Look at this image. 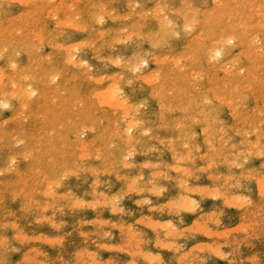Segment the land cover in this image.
<instances>
[{"label": "rangeland", "instance_id": "374dc122", "mask_svg": "<svg viewBox=\"0 0 264 264\" xmlns=\"http://www.w3.org/2000/svg\"><path fill=\"white\" fill-rule=\"evenodd\" d=\"M23 1L24 0H21V1L20 0H18V1H16V0H10V1L9 0H7V1L6 0H0V18L3 19V21L0 19V21H2L1 24H3V26H0V30H1L0 33L1 32L4 33L3 34L4 37L2 34H1L2 36L0 35V42L2 41L0 43V71L5 70L2 72L6 74L7 78H9V77H12V73H14L18 68H22L23 72L25 70L26 71L25 74H28V80H30V81L33 80L32 82H34V84L38 88V91L40 89V91H39L40 93H38V94L41 95L42 97H40L37 94V95H34L35 98L37 97L36 99L34 98V96L32 97V98H34V100L33 99H29V100L25 99L23 101L16 100V101L12 102V105H10L8 108L0 107V110H1L0 111V123L2 125V126H0V133H1L0 137L3 138V136H4V140H5V142H4V140L0 138V182H2V183H0V200H1L0 201V221H1V223H0V240L2 237L5 238V235H6V238L12 239L11 247L13 248V251H12L13 253L11 252L9 254V256L7 258V263L9 261V264H45V262H46V264L47 263L48 264H81V263L82 264H99V263L102 264V262L104 261L107 263H103V264H128V263L129 264H136L135 262H137V264H163V263L164 264H188L189 262H190L189 264H193V263L194 264H218V262H219V264H230V263L231 264H250V263L251 264H255V263L256 264H264V237H263L264 236V194H262V193H261L262 195L259 194L260 190L257 186L259 177L260 178H261V176L264 177V170H263L264 169V161H263L264 157H260L261 155L259 154V151H261V149L264 148V135H263L264 134V131H263L264 130V119H263L264 118V103H263L264 102V88H263L264 87V78H263L264 77V57H263L264 53H262L264 50H262L261 51L262 54H260L258 56V55H255L254 50L251 49L250 46H247L245 44L246 43V36L247 35L255 36L256 32L257 33L259 32L258 34H260V37L262 38V41L264 42V38H263L264 36H262V35H264V0H221V2H224L223 7H221V8L217 7L214 0H201V1L200 0H197V1L196 0H189L190 2L188 0H160V1L159 0H147V1L146 0H128V1L127 0H110V2H109V0H98V2H96V0H77V3H74L72 5L70 4V0H63V1L62 0H60V1L59 0H51L52 2L50 0H46L47 1L46 2L44 0V2L43 1L40 2L41 4H43L41 7H40L41 4H38L39 0H36L37 1L36 3L35 2L34 3H26L24 1L27 5L24 4ZM16 2H17V4H16ZM48 2H50V4ZM59 2H62V4L59 5L58 4ZM188 2H189V4H191L193 6H190L188 4ZM213 2H214V6H213ZM141 3H143V4H141ZM205 3H207V4L205 5ZM31 4L32 5L34 4V5L32 6ZM36 4L39 5L40 8H36V7H38ZM45 4H46V6L48 5L47 8H46ZM96 4H99V5L95 6ZM162 4H163V7L165 5L164 10H163ZM28 5H30L29 8H28ZM34 6H35V8H33ZM61 6H62V9H61ZM141 6H143V7H141ZM157 6H160V7H157ZM197 6H199V7H197ZM15 7H17V8H15ZM42 7H43V9L45 8L43 10L44 12L42 11ZM55 7L58 10V13H56V11H54ZM88 7H89V9H88ZM136 7H137L139 12H137V11L133 12V8L136 9ZM161 7H162V10H161ZM168 7H169V9H168ZM193 7H195V8H193ZM30 8L32 10H30ZM150 8H151V10L149 11ZM176 8H177V10H176ZM190 8L192 9L191 11H190ZM196 8H197V11L194 10ZM213 8H214V10H213ZM72 9H73V11H72ZM74 10H75V12H74ZM77 10L79 12H77ZM95 10H96V12H95ZM127 10H129L130 12H128ZM146 10L148 12H146ZM159 10L161 13L159 12ZM187 10L190 11V12H188L189 14H187ZM208 10L210 12H208ZM29 11L30 12L34 11V12L28 13ZM144 11H145V13H144ZM162 11H164V12L162 13ZM165 11H166V13H165ZM177 11H179V12H177ZM182 11H184V12H182ZM213 11H215L214 15L210 16L209 14H213ZM36 12H38V15H36L37 14ZM64 12H65V14H62ZM89 12L92 14V16H90ZM124 12H125V14H124ZM141 12H142V15H140ZM22 13L23 14L26 13V14L23 15ZM131 13H134V14H131ZM146 13L147 14L149 13L148 17H146L147 16ZM183 13H184V15L186 14L185 19H183ZM28 14L33 15V16L30 17ZM68 14L69 15L71 14V15L69 16ZM138 15L141 16L142 18H139ZM153 15H154V17H153ZM175 15H176V22H173V20L175 19ZM20 16L21 17L23 16V17L21 18ZM63 16H64V18H63ZM93 16H95V17H93ZM137 16H138V18H137ZM157 16H159V17H157ZM166 16H167V18L172 19V21L170 19H167V21L169 20V22H167V21H165V22L168 25L163 24L166 27H162V25L160 23H158V21L161 20L164 22V20H166ZM13 17H14V20H12ZM37 17H39L40 19L38 18L39 20L38 19L35 20ZM85 17H87L88 19ZM113 17L116 19H114ZM163 17H164V19H163ZM188 17H192V20H194V23H192L191 22L192 20L190 18L188 19ZM227 17L229 19H227ZM10 18H11V20H8ZM156 18L158 19V21L156 20ZM92 19H94V20H92ZM101 19H102V22H101ZM73 20H75V21H73ZM104 20H106V21H104ZM135 20H137V21H135ZM189 20L192 24L189 22ZM11 21L13 22L14 25L12 24ZM44 21H46V22H44ZM66 21L70 22V23L67 24ZM71 21H73V22H71ZM185 21H187V22H185ZM170 22L176 23V25L172 24ZM195 22H197V24ZM18 23H20V24H18ZM22 23H23V28L21 27ZM121 23H124V24H121ZM25 24H29V25L26 26ZM178 24H179V27H177ZM19 25H20V28H18ZM33 25L34 26L37 25L36 29H33V28H35V27H33ZM157 25H158V27H157ZM181 25H182V27H181ZM189 25L191 26L192 32H193L192 29H195L193 33L190 32ZM192 26H193V28H192ZM5 27L7 28L6 31H5V29H6ZM24 27H27V29H24ZM43 27H45L47 31H44L45 28H43ZM131 27H133V28H131ZM138 27L139 28L141 27V28L139 29ZM183 27H185L184 29L186 31H183L184 30ZM187 27H189V28L187 29ZM234 27H236L237 31L234 30ZM55 28H57V29L55 30ZM60 28H62V29H60ZM159 28H161V29L158 30ZM204 28H207V29H204ZM22 29H23V32L21 33ZM116 29H117V31H116ZM162 29H163V31H162ZM120 30H121V32H120ZM136 30H138V31H136ZM187 30H189V31H187ZM88 31H90V32H88ZM105 31H107V32L105 34H102ZM160 31H162V33H160ZM172 31H175V32L173 33ZM11 32L15 33V34L13 35ZM16 32H17V34H16ZM26 32L28 35L26 34ZM28 32L31 34H29ZM40 32H43V33H40ZM157 32H159V34H157ZM171 32L173 33V35ZM244 32H246V35ZM39 33H40V35H39ZM151 33H152V35H151ZM168 33L169 34L171 33V36L168 35ZM204 33H205V35H204ZM231 33L238 34L240 39H238V42H236L234 44L232 43L231 44L232 46L236 45V44L237 45L235 47L233 46L232 49H229L227 51L225 57H222L223 59L221 58L222 59L221 63L222 64L226 63V64H224L225 66L222 65V67H221L220 66L221 63H219L217 60L209 61L207 58V52L206 51L208 49V45H209L211 38L212 37L219 38L221 36L226 37L228 35H231ZM23 34H24V36H23ZM36 34H37V36H36ZM97 34H98V36H96ZM132 34H135V36H133ZM160 34L164 35V37L162 36L163 40L160 37ZM187 34H189V36ZM25 35H26V39H25ZM86 35H88V36H86ZM101 35H103L104 37H102ZM131 35H132V37H131ZM147 35H148V37H150L149 39H148ZM9 36L13 37V38H10ZM27 36L30 37V39H28ZM108 36H110V37L108 38ZM154 36H156V37H154ZM182 36H184V37H182ZM196 36H198L197 39H196ZM18 37H21V39H23L22 41H24V42H22L21 39ZM83 37H85L86 39ZM151 37H154V38H151ZM202 37H204V38H202ZM8 38L10 39V42L11 41H13V42L9 43ZM33 39H34V42H33ZM191 39L194 40L195 42L194 41L189 42V40H191ZM31 40H32L33 44H31ZM164 40H166V42H164ZM26 41H27V43H26ZM88 41H89V43H88ZM99 41H100V43H99ZM108 41H109V43H108ZM204 41H207V42H204ZM240 41H242V42H240ZM15 42H17L18 45ZM28 42L30 43V45ZM154 42L157 45L154 44ZM194 43H197V44H194ZM93 44H94V46H92ZM151 44H153V45H151ZM186 44L190 45V46H187ZM28 45H29V48H28ZM204 46L207 48H205ZM10 47H12V49ZM97 47H98V49H97ZM141 47H143L144 49ZM191 47L194 48L195 51ZM34 48H35V53H37V54L34 53ZM50 48H51V51H50ZM28 49H29V51H28ZM151 49H153V51ZM11 50H12V52H11ZM135 50H137V51H135ZM150 51H152V52H150ZM201 51H202V53H199ZM245 51L247 53L246 55H245ZM252 51L254 53V58H253ZM133 52H134V54H133ZM249 52H251V55H249L250 54ZM182 53L183 54L185 53V54L183 55ZM197 53H199L198 56H197ZM205 53H206V55H205ZM191 54H195L193 56L194 60H193L192 56H189ZM240 54H242V55H240ZM27 55H29L30 57ZM239 55L242 57L238 58V57H240ZM135 56H140L141 59L147 58L149 60V63H144V64L140 65V67L137 68L136 70L130 69L131 67H128L126 65L127 64L126 62L133 60V58ZM188 56H189V58H188ZM151 58H152V60H150ZM191 58H192V60H190ZM260 58H263V60ZM72 59H73V62H72ZM165 59H167V60H165ZM169 59L171 60V62ZM186 59L187 60L189 59L190 61L189 60L187 61ZM238 59H239V61H238ZM240 59L243 60V62L240 61ZM180 60H181V62L182 61L183 62L182 63L180 62V64H179L178 61H180ZM228 60H230V61L228 62ZM233 60L234 61L236 60L238 62V64L236 61L234 62ZM33 61H35V62H33ZM42 61H44V62H42ZM117 61H119V63H117ZM192 61H194L193 64L191 63ZM83 62H84V64H83ZM161 62H162V65H161ZM204 62H206V63H204ZM21 63H23V64H21ZM68 63H70V64H68ZM77 63H79V64H77ZM175 63H178V64H175ZM185 63H187L188 66ZM81 64H82V66H81ZM157 64L159 66H157ZM13 65H15L17 67H13ZM61 65H62V67H61ZM83 65L84 66L86 65V66L84 67ZM154 65H156V66H154ZM215 65H216V68H214ZM208 66H210V68H208ZM243 66L245 69L247 67L249 69L247 68L246 70H244V69H242ZM46 67L48 68L49 71L47 70ZM80 67H81V69H80ZM188 67H190V69ZM211 67H213V68H211ZM233 67H235V68L233 69ZM238 67H240V68H238ZM1 68H3V69L1 70ZM35 68H37V69H35ZM45 68H46V71H45ZM123 68H125V69H123ZM171 68H174V69H171ZM181 68H182V71L180 70ZM206 68H208L209 71L206 70ZM225 68H226V70H223ZM88 69H90V71ZM120 69H122V70H120ZM175 69H177V70H175ZM195 69H197V70H195ZM230 69H232V71ZM63 70H65V71H63ZM114 70H116V71L118 70V71L116 72ZM173 70H174V72H173ZM235 70H237V71H235ZM261 70H262V72H261ZM58 71H60V72H58ZM62 71H63V73H62ZM73 71H75V72H73ZM158 71H159L160 75H159ZM238 71H240V73H238ZM241 71L244 72L243 73L244 77H243V75H241L242 74ZM258 71L260 73H258ZM46 72H50V73H46ZM168 72H170V73L167 76L166 74H168ZM204 72H205V74H204ZM54 73H59L60 76L55 81L54 80L52 81V80H50V76H52ZM199 73H201V74H199ZM226 73L227 74L229 73V75H227ZM252 73H254V74H252ZM73 74H74V76H73ZM122 74H123V76H122ZM131 75H133V76H131ZM194 75L196 77V80H195ZM44 76H45V78H44ZM160 76L163 78L160 79L161 78ZM29 77L32 79H30ZM109 77H110V79H109ZM157 77H160V78H157ZM184 77H187L188 79L187 78L184 79ZM193 77H194V79H192ZM200 77H201V79H200ZM210 77H212V79H211L212 81L210 80ZM43 78L46 81L43 80ZM170 79H172V80H170ZM128 81H130V82H128ZM227 81H228V85H227ZM38 82H39V84H37ZM51 82H52V84L50 85ZM153 82L156 84L155 86L157 87V89H155L156 87L153 85L154 84ZM238 82H240L239 85H238ZM64 83H65V85H64ZM73 83H74V85H73ZM209 83H211V84H209ZM220 83L223 86H221ZM254 83H255V85H254ZM160 84H161V86L162 85L163 86L162 87L159 86ZM186 84H188L187 87H186ZM216 84H217V86H216ZM47 85H48V87H46ZM151 85H153V86H151ZM164 85H166V86H164ZM197 85H199V86H197ZM224 85L226 87H224ZM241 85L243 87L245 85L246 88L245 87L243 88ZM14 86H15V89H17L19 86H22V85H21V82H19V83H17V85H14ZM92 86H93V88H92ZM111 86L114 90H116L115 91L116 97L115 96L113 97V95H111V93H110V95L107 94V95H105V97L104 96L99 97V99L97 100L96 93L98 91H105L106 88L111 87ZM170 86H171V88H170ZM200 86H201V88L202 87L203 88L200 89ZM211 86H213L212 87L213 89L211 88ZM238 86H240V87H238ZM196 87H198V89ZM56 88H58V89H56ZM160 88L161 89L163 88L165 90L167 88L168 89H167V91H165L163 89L161 90ZM182 88H184V90H182ZM214 88L216 89V91ZM54 89H56V90H54ZM120 89H121V92L119 91ZM159 89H160V91H159ZM199 89H200V94L202 93L203 95L199 94ZM59 90H60V92H59ZM221 90L223 93L221 92ZM46 91H47V93H46ZM77 91L78 92L80 91V92L78 93ZM156 91H158V92H156ZM161 91L164 92V95H163V92H161ZM202 91H204V92H202ZM54 92L56 93V94H54L55 96L53 95ZM63 92H65V93L63 94ZM118 92H120V93H118ZM160 92L162 93V97L161 96L158 97V95H161ZM169 92H172V94ZM260 92L262 94H260ZM43 93H46L45 94L46 97H43ZM156 93H160V94H156ZM204 93L205 94L207 93V95H204ZM167 94H169V95H167ZM75 95H77V96H75ZM155 95H157V96H155ZM225 95H228V96H225ZM235 95H236V97H235ZM241 95L244 97V99ZM246 95H247L248 99H247V97L245 98ZM260 95L262 97H260ZM81 96H82V98H80ZM106 96H108V97L106 98ZM206 96H207V99H206ZM218 96H219V98H218ZM239 96L241 97L240 99H242V100L238 99ZM57 97H59V98H57ZM92 97L95 99L93 100ZM118 97L121 100H124L123 101L124 107L119 106L120 109L118 106L114 105L117 102ZM143 97H145V98H143ZM233 97H234L235 102H233V100H232ZM55 98H57V99H55ZM69 98H71V99H69ZM157 98H162V99L160 100ZM210 98L212 100H210ZM220 98H222V101ZM262 99H263V101H262ZM26 100H27V102H26ZM31 100H33V101L30 103ZM43 100L45 101V104H48V105H45ZM55 100H57V101H55ZM163 100L166 101L167 103L164 102ZM247 100H248V102H247ZM249 100H251V101H249ZM176 101H178V102H176ZM198 101H200L201 103ZM227 101H228V103L231 101L233 102V103L232 102L229 103L230 105L233 106V109H230L228 107V103H226ZM239 101L244 102V103L240 104ZM255 101H257V102H255ZM58 102H60L59 103L60 105H58ZM92 102H94V103H92ZM98 102H99V106H100L99 108L97 106L98 104H95ZM163 102H164V104H163ZM202 102L203 103L207 102V104L205 103V105H202L203 106L202 107L201 106V104H203ZM219 102L220 103L223 102L224 104L223 103L220 104ZM51 103L52 104L54 103V106ZM55 103H57V104H55ZM67 103H68V105H67ZM174 103L177 105H175ZM40 104H42V105H40ZM91 104H93L92 105L93 107L91 106ZM100 104L102 105V107ZM127 104H129V105H127ZM180 104H181V106H180ZM197 104H199L198 105L199 109H197V107H196ZM239 104H240V106H239ZM255 104L257 105L258 109H256ZM37 105L40 107H38ZM70 105H72V107ZM169 105H172V106H169ZM26 106H28L29 108L26 109ZM90 106L92 108V111L90 109ZM178 106H180L179 108H184L185 111L181 110V109L178 111V109H179ZM14 107H16V108H14ZM63 107H65V108H63ZM117 107L119 110L116 109ZM170 107H171V110H170ZM241 107H242V109H241ZM246 107H248V108H246ZM17 108H19V109L16 110ZM43 108H45L44 111H43ZM55 108H56V110H55ZM74 108H76V109H74ZM84 108L87 109L88 113H86V110ZM162 108L163 109L165 108V109L163 110ZM176 108H178V109H176ZM208 108L211 110H209ZM236 108H237V111H236ZM254 108H255V111H254ZM24 109H26V110H24ZM190 109H193V110H190ZM28 110L29 111L31 110V112L33 111L34 114H32L31 112H28ZM208 110L212 112V113L210 112L211 116H209ZM13 111H16L17 113H15ZM41 111L43 113L44 112L45 113L43 114V113H41ZM62 111L64 113H62ZM113 111H116V112H114V114H112ZM215 111H216V113H215ZM250 111H251V113H250ZM259 111H260V114H259ZM36 112H38V114ZM233 112L238 113V114H236L237 118L234 117L235 115L233 116ZM161 113H163V114L161 115ZM193 113H195V114H193ZM29 114L30 115L32 114V116H28ZM86 114H87V116H86ZM205 114H207L210 118L209 120H211V121H209V124L204 119V118H206L204 116ZM35 115H36V118L34 119ZM38 115H39V117H38ZM45 115H47L48 118ZM69 115L72 117H70ZM118 115H120V117ZM193 115H194V117H192ZM55 116H57V118ZM162 116H164L166 119ZM167 116H168V118H167ZM198 116H200V117H198ZM11 117H12V119H11ZM14 117H15V119H14ZM43 117L45 119H43ZM78 117H80V118H78ZM215 117H217V119ZM261 117H263V118L261 119ZM29 118H30V120H29ZM94 118L98 119L99 121L98 120L95 121ZM113 118H115V119H113ZM221 118L224 120H226L225 118H227V120L221 121L222 120ZM249 118H251V119H249ZM255 118L257 120H255ZM24 119H26L27 121ZM171 119L172 120L174 119V120L172 121ZM19 120L21 121L22 124L19 123ZM35 120H37V121L35 122ZM43 120H45V121H43ZM53 120H55V121H53ZM123 120H125V121H123ZM160 120H162V122ZM169 120H170V122H169ZM195 120H197V121L195 122ZM212 120H213V122H212ZM40 121H42V122H40ZM83 121H85V122L83 123ZM106 121H109V122H106ZM129 121H133V122L138 121L139 126L137 129L134 130V132H133V130L128 131L129 133L126 132V127H127L126 124L129 123ZM151 121H153V122H151ZM191 121H192V123H191ZM241 121L247 125L243 126V123ZM252 121H253V123L256 121L254 123L256 126H254V124H252ZM4 122H6L5 125H3ZM74 122L75 123L77 122V125H75ZM112 122H113V124H112ZM168 122H169V126L167 124ZM211 122H212V124H210ZM225 122H227L228 124ZM233 122H236V123L239 122V124H236V123L234 124ZM250 122H251V125H250ZM175 123H177V124H175ZM229 123H231V124H229ZM39 124H41V125H39ZM62 124H63V126H62ZM225 124H227V125H225ZM259 124H261V125H259ZM19 125H22V126H20V128H19ZM68 125H70V126L73 125V126H71L72 127L71 128ZM192 125H194L196 129ZM228 125L230 127L231 126L232 127L230 128ZM252 125H253V127H252ZM258 125L260 127H258ZM37 126H39L42 129V131ZM102 126H103V128H102ZM108 126H109V131L107 128ZM177 126H178V128H176ZM215 126H216V128H215ZM2 127H3V130H2ZM60 127H61V130H60ZM181 127L183 130L181 129ZM210 127H212V128H210ZM223 127L225 128V130ZM149 128H151V130ZM189 128H190V130H189ZM213 128H215V129H213ZM221 128H222V130H220ZM256 128L258 130L261 128L260 129L261 132L260 131L256 132L255 131V130H257ZM37 129H38V131H37ZM178 129L179 130L181 129V132ZM15 130H17V131L15 132ZM149 130H150V132H149ZM156 130H158V131H156ZM201 130H204V132ZM211 130H213V131H211ZM247 130H250L251 132L247 131ZM5 131L6 132L8 131V132L6 133ZM10 131H11V133H9ZM54 131H57V132H54ZM102 131L103 132L105 131V132L102 134ZM217 131L219 133H217ZM222 131L223 132L227 131V132L222 133ZM246 131H247V133H246ZM22 132L24 135L21 134ZM32 132L35 134H32ZM40 132H42V134H40ZM43 132H45V134ZM68 132H70V133H68ZM115 132H116V134H115ZM132 132L134 133V135ZM205 132L208 134H206ZM46 133H47V135H46ZM52 133L54 135H52ZM224 134H226V135H224ZM246 134H247V136H246L247 138L244 137ZM248 134H250V135H248ZM26 135H28V136H26ZM48 135H50V136H48ZM110 135H111L112 139H111ZM119 135H122V136H119ZM131 135L134 136L135 138L132 137ZM189 135L191 137L188 138ZM161 136H162V138H161ZM165 136H166V138H165ZM172 136H173V138H172ZM227 136H228V138H227ZM229 136H231V137H229ZM261 136H263V137H261ZM9 137H10V139H9ZM18 137H20V138L17 139ZM36 137H38V138H36ZM60 137H61V141L65 140L64 143H62L60 141ZM179 137H181V138H179ZM221 137L222 138L224 137V138L222 139ZM5 138H7V139H5ZM50 138H52V139H50ZM79 138H81V139H79ZM93 138L96 140L94 141ZM174 138H175V140H174ZM183 138H184V140H183ZM203 138H205V139H203ZM11 139H13V140H11ZM75 139H77V140H75ZM131 139H132V142H131ZM141 139L143 140V142ZM49 140H52V141L50 142ZM124 140L126 142H129V143H126ZM222 140H223V142H222ZM248 140H250V141H248ZM38 141L40 142V144H38L39 143ZM81 141H82V143H81ZM215 141L218 143H216ZM21 142H23V143H21ZM46 142H47V144H45ZM70 142H73L74 145L71 143L73 145L72 146L70 144ZM174 142H176V143H174ZM65 143H67L68 145H66ZM198 143H200V144H198ZM22 144H24V145H22ZM60 144H61V148H60ZM107 144H108V146H107ZM171 144L174 146L176 145L177 148H174V146L172 148ZM97 145H100V146H97ZM140 145H142V146H140ZM69 146L73 147L75 150ZM84 146H86V147H84ZM105 146L107 148H109L110 150L107 149ZM133 146H135V147H133ZM230 146L232 148H229ZM99 147L101 150L99 149ZM141 147H143V148L145 147L144 149H141L143 151H140ZM208 147H210V148H208ZM58 148L60 150H58ZM76 148H77V150H76ZM85 148H88V149L85 150ZM37 149H39V150H37ZM65 149H66V151H65ZM213 149L214 150L216 149L217 151L216 150L214 151ZM44 150L46 151V153ZM129 150H130V152H132L131 155L133 157H131V155H129V152H128ZM176 150H178V152ZM191 150H192V152H190ZM197 150H198V152H197ZM257 150H259V151H257ZM90 151L93 153H91ZM102 151L104 153H102ZM174 151H175V153H174ZM99 152H100V154H99ZM118 152H119V154H118ZM201 152H203V153L201 154ZM63 153H65V154H63ZM82 153H84V154H82ZM109 153H111V154H109ZM191 153H193V154H191ZM244 153H246V155H244ZM7 154H9V155H7ZM30 154H32V155H30ZM44 154H46V155H44ZM235 154H236V157H234ZM11 155L18 156V158L16 159V162L14 165H9V167H8L7 163L4 161H6V160L8 161L9 157ZM24 155H25V157H24ZM63 155H64V157H63ZM83 155H84V157H83ZM173 155H174V158H173ZM179 155H180V159H179ZM194 155L196 156V158ZM237 155L238 156L240 155V156L238 157ZM185 156H187V157L189 156L188 157L189 159H187V157H185ZM202 156L204 159L201 158ZM35 157H38V159H36ZM175 157H178V158H175ZM210 157H211V159H210ZM26 158L27 159L29 158V159L27 160ZM194 158H195V160H194ZM236 158H237V161L235 160ZM190 159H191V161H189ZM23 160H24V162H22ZM80 160L82 161V163ZM101 160H103V161H101ZM111 160L113 161V163L111 162ZM116 160H118V161H116ZM126 160H130V161L126 162ZM178 160H180V161H178ZM62 161L64 162V164ZM114 161H116V162L114 163ZM158 161H161V162H158ZM196 161H198V162H196ZM218 161L220 163H218ZM242 161H243V163H242ZM213 162H214V166H213ZM222 162H224V164ZM105 163H106V165H105ZM235 163H236V165H235ZM206 164H209V165H206ZM116 165L119 168H117ZM126 165H127V167H125ZM147 165H149L151 167H148ZM165 165H166V167H165ZM198 165L200 166V168ZM179 166H180V168H179ZM229 166H231V167H229ZM235 166H237V167H235ZM33 167H34V169H33ZM163 167H164V169H163ZM172 167H174V168H172ZM186 167H188V168H186ZM13 168H14V170H12ZM209 168H211V169L209 170ZM1 169L3 171H1ZM77 169L80 171H78ZM181 169H183V170H181ZM198 169H200V170H198ZM206 169L210 173H207ZM249 169H252V170H249ZM140 170H142V171H140ZM165 170H166V172H165ZM258 170H259V172H257ZM21 171H23V172H21ZM35 171H37V172L35 173ZM40 171H41V173L39 175ZM76 171H78V172H76ZM94 171L96 172L97 176L94 175L95 174ZM168 171H170V172H168ZM201 172H202V175H201ZM253 172H255V173H253ZM122 173H124V174H122ZM165 173L168 175H166ZM133 174H135V175H133ZM158 174L162 178L157 176ZM203 174H205V175H203ZM115 175H118V176L120 175V176L117 177ZM22 176H24V177H22ZM124 176H125V178H124ZM127 176H129V177H127ZM153 176H154V178H153ZM217 176H219V177H217ZM43 177H45V179ZM137 177H139V178H137ZM156 177L157 178L159 177L160 179L158 180ZM174 177H176V178H174ZM183 177L186 179H183ZM18 178L19 179L23 178V179L22 180L20 179V181H19ZM4 179H6L8 181V183H6L7 181L6 182L3 181ZM48 179H49V182H48ZM35 180H37V182ZM120 180H121V182H120ZM152 180L155 182H153ZM178 180H180V181H178ZM26 181H27V183H26ZM182 181L184 183H187L190 190L194 189V191H190V190L186 191V189L180 188L179 183ZM195 181H196V183H195ZM13 182H14V185H13ZM17 182H18V184H16ZM142 182H143V184H142ZM91 183H92V185H91ZM96 183L98 184L97 186L95 185ZM128 184L131 186H128ZM133 184H134V186H133ZM144 184H146V185H144ZM150 184H152V185H150ZM54 186H55V188H54ZM76 186H77V188H76ZM143 186H145V187H143ZM237 186L239 188H237ZM250 186H251V188H250ZM214 187L217 190L215 193H214V191H215ZM19 188H21V189H19ZM144 188H145V190H144ZM52 189H54L55 191ZM223 189H226V190H223ZM6 190H8V191H6ZM12 190H14V192ZM20 190H21V193H20ZM38 190L40 192L37 193ZM46 190L50 194H47ZM59 190H61V191H59ZM95 190H97V191H95ZM118 190H119V193H118ZM92 191L93 192L95 191L96 193L94 192L95 193L94 194V193H92ZM143 191H145V192H143ZM170 191H172V192H170ZM225 191H227V192H225ZM10 192H12V193H10ZM62 192L65 195H62ZM257 192H258V194H257ZM14 193H15V195H14ZM34 193H35V195H33ZM106 193H109V194L107 195ZM13 195H14V197H13ZM218 195H219V197H218ZM247 195H250V196H247ZM64 196H65V198H61ZM187 196H189V197H187ZM225 196L228 197L230 200L227 199ZM30 197L34 198V199H31ZM51 197L52 198L54 197V199H56V200L54 201V199H52ZM180 197H185L189 200L192 199L191 200L192 203L196 202V201L197 202L193 203V205L189 208H177L176 207V205H178L177 200ZM193 197H195V199ZM236 197L238 198V201L235 202L234 199ZM76 198H77V200H76ZM107 198L108 199L110 198V199L108 200ZM137 198H138V200H137ZM162 198H164V199H162ZM176 198H177V200H176ZM225 198H226V200H225ZM103 199L104 200L106 199L108 202L106 200L104 202ZM34 200H36V201H34ZM51 200H53V201H51ZM69 200H71L72 202ZM79 200H82L84 205L82 204V205L76 206V203ZM119 200H120V203H119ZM228 200L231 203L230 202L228 203ZM26 201H27V203H26ZM87 201H89V202H87ZM251 201H253V202H251ZM249 202H251V203H249ZM51 203H52V205H53V203H55V205L52 206ZM109 203L111 205H108ZM26 204L27 205L29 204V205L27 206ZM42 204H43V206H42ZM47 204H48V206H47ZM207 204H208V207H207ZM213 204H214V206H213ZM233 204H234V206H233ZM238 204H240L241 206ZM247 204H249V205H247ZM242 205H245V206H242ZM119 206H120V208H119ZM27 207H29V209ZM23 211H24V213H23ZM212 211L217 216H215ZM234 211H236V212H234ZM9 213L12 215H9ZM35 213H37V214H35ZM43 213H45L46 215H44ZM202 214L205 216H203ZM143 215H144V217H143ZM66 216H68V217H66ZM117 217H119V218H117ZM190 217H191V219H190ZM206 217H207V219H205ZM209 217H210V219H209ZM32 218L35 220H33ZM66 218H67V220H66ZM150 218H154V219H152V220H154V222ZM40 219H42V220L40 221ZM90 219H91V222H90ZM19 220H20V222H19ZM85 220H87V221H85ZM139 220H140V222H139ZM162 220H166V221H162ZM194 220H196V221H194ZM8 221H9V223H6ZM50 221H52V223H50ZM70 221H72V222H70ZM82 221H84V222H82ZM104 221H106V222L104 223ZM142 221L145 222V225L143 224ZM204 221H205V223H204ZM11 222H13V223H11ZM58 222H60V223H58ZM93 222H96V223L94 224ZM98 222H99V224H98ZM100 222H102L103 224ZM114 222H115V224H114ZM123 222H125V223H123ZM198 222H200V223H198ZM240 222L242 223L241 225H240ZM111 223H113V224H111ZM141 223H142V225H140ZM91 224H92V226H91ZM124 224H125V227H123ZM97 225L101 226V227H98ZM242 225L244 226V228ZM246 225L248 228H245ZM9 226H12V229H10L11 227H9ZM86 226H88V227L86 228ZM206 226L208 228L209 227L210 228L212 227V228L207 229ZM250 226H252L251 227L252 229L249 228ZM126 227H127V229H126ZM228 227H230V228L226 229ZM231 227H233V229H231ZM237 227H238V229H240L239 231L237 230ZM48 228H49V230H47ZM130 228H132V230H130ZM175 228H177V229H175ZM27 229H28V231H27ZM142 229H143V231H142ZM159 229H161V230H159ZM21 230L23 233L21 232ZM120 230H122V231L119 232ZM56 231H59V232H56ZM133 231H136L137 234H136V232H133ZM122 232L124 234L126 233V235H124ZM127 232H129V233L127 234ZM131 234H134V236ZM148 234L150 235V237ZM18 235L19 236H26L27 239L32 238L34 241L32 239H30L24 243H21V242L16 240V237ZM29 235H30V237H28ZM128 235L131 238L130 237L128 238ZM169 235H171V237ZM12 236H14V237L16 236L15 239L12 238ZM32 236H36V237H32ZM37 236H39V237L37 238ZM167 236H168V238H167ZM78 237H80V238H78ZM228 237H229V239H228ZM216 238H218V239H216ZM238 239H239V241H238ZM59 240H61V241H59ZM134 240H136V242ZM143 240H144V242H143ZM150 240H152V241H150ZM255 240H257V241H255ZM99 241H100V243L103 241L104 242L102 244H100ZM132 241H134V242H132ZM224 241H225V243H224ZM57 242L59 245L56 244ZM185 242H186V244H185ZM98 243H99V245H98ZM133 243H135V244H133ZM164 243H166V244H164ZM167 243L168 244L172 243V244H170V247H169V245H167ZM219 243H221V245ZM15 244H16V246H15ZM37 244H38V246H37ZM103 244H105V245L108 244V245L105 246ZM228 244H230V245H228ZM261 244H263V245H261ZM92 245H97V246H92ZM134 245H135V247H134ZM215 245L217 248L215 247ZM36 246H37V248H36ZM109 246L110 247L113 246L114 248H112V247L110 248ZM208 246H210V247H208ZM243 246L245 249L243 248ZM18 247H21V248H18ZM30 247L32 249H30ZM136 247L139 248L140 250H142V249L143 250L140 251ZM163 247H165V248H163ZM172 247H174V249H176V250H174ZM39 248H41V249H39ZM116 248L119 249L120 251L117 250ZM157 248H158V250H157ZM168 248H170L171 250ZM177 248H179V249H177ZM184 248L186 249V251ZM190 249L191 250L193 249L192 251H194V250L195 251L192 252ZM220 249H222V250H220ZM261 249H263V250H261ZM38 250H41V251H38ZM50 250H51V252H50ZM101 250H102V252H101ZM135 250H137L138 252L137 251L135 252ZM188 250H189V252H188ZM115 251H117V252H115ZM125 251H127V252H125ZM90 252H92V253H90ZM222 252H223V254H222ZM140 253H141V255H139ZM184 253H188V255L186 256ZM143 255H145V257ZM79 256H81V257H79ZM99 256L101 259H99ZM148 256H150V258H148ZM185 256H186V258H185ZM45 257L47 259H45ZM189 257L190 258L192 257V258L189 259ZM250 257L252 258L251 260H250ZM259 257H261V258H259ZM58 258H60V259H58ZM169 258L171 260H169ZM182 258H184V260ZM21 259H23V260H21ZM51 259H52V261H51ZM92 259H94V261ZM154 259H155V261H153ZM227 259H228V262H227ZM101 260H103V261H101ZM112 260H114V262ZM37 261H39V262H37ZM49 261L51 263H49ZM90 262H92V263H90ZM130 262H132V263H130Z\"/></svg>", "mask_w": 264, "mask_h": 264}, {"label": "bare ground", "instance_id": "6f19581e", "mask_svg": "<svg viewBox=\"0 0 264 264\" xmlns=\"http://www.w3.org/2000/svg\"><path fill=\"white\" fill-rule=\"evenodd\" d=\"M6 1H7V0H6ZM9 1H10V0H9ZM16 1H18V0H16ZM20 1H21V0H20ZM24 1H25L26 3H34V2L36 3V2H37L36 0H24ZM24 1H23V2H24ZM41 1L44 2V0H39L38 4H41V3H40ZM45 1H46V0H45ZM50 1H51V0H50ZM59 1H60V0H59ZM62 1H63V0H62ZM127 1H128V0H127ZM146 1H147V0H146ZM159 1H160V0H159ZM188 1H189V0H188ZM196 1H197V0H196ZM200 1H201V0H200ZM25 2H24V4H26ZM46 2H47V1H46ZM51 2H52V1H51ZM96 2H98V0H96ZM105 2H106V1H105ZM109 2H110V0H109ZM170 2H171V1H170ZM172 2H173V1H172ZM182 2H183V1H182ZM182 2H181V3H182ZM184 2H185V1H184ZM189 2H190V1H189ZM189 2H188V4H189ZM214 2L216 3L217 7H219V8L223 7V5H224V4H223L224 2H221V0H214ZM214 2H213V6H214ZM18 3H19V2H18ZM20 3H21V2H20ZM48 3L50 4V2H48ZM53 3H54V2H53ZM74 3H77V0H70V4H71V5L74 4ZM93 3H94V2H93ZM100 3H101V2H100ZM133 3H134V2H133ZM152 3H153V2H152ZM166 3H167V2H166ZM185 3H186V2H185ZM235 3H236V2H235ZM16 4H17V2H16ZM21 4H22V3H21ZM58 4L61 5L62 2H59ZM139 4H140V3H139ZM141 4H143V3H141ZM206 4H207V3H205V5H206ZM209 4H210V3H209ZM7 5H8V4H7ZM26 5H27V4H26ZM31 5H32V4H31ZM33 5H34V4H33ZM33 5H32V6H33ZM36 5H37V4H36ZM42 5H43V4H41L40 7H41ZM98 5H99V4H96L95 6H98ZM104 5H105V4H104ZM133 5H134V4H133ZM149 5H150V4H149ZM169 5H170V4H169ZM169 5H168V6H169ZM177 5H178V4H177ZM189 5H190V6H193V5H191V4H189ZM29 6H30V5H28V8H29ZM37 6H38V7H36V8H40L39 5H37ZM45 6H46V4H45ZM47 6H48V5H47ZM47 6H46V8H47ZM147 6H148V5H147ZM166 6H167V5H166ZM187 6H188V5H187ZM17 7H18V6H17ZM17 7H15V8H17ZM23 7H24V6H23ZM57 7H58V6H57ZM92 7H93V6H92ZM139 7H140V6H139ZM141 7H143V6H141ZM152 7H153V6H152ZM157 7H160V6H157ZM162 7H163V4H162ZM162 7H161V10H162ZM164 7H165V5H164ZM164 7H163V10H164ZM174 7H175V6H174ZM197 7H199V6H197ZM12 8H13V7H12ZM31 8H32V7H31ZM31 8H30V10H32ZM33 8H35V6H34ZM53 8H54V7H53ZM96 8H97V7H96ZM193 8H195V7H193ZM205 8H206V7H205ZM208 8H209V7H208ZM44 9H45V8H44ZM44 9H43V7H42V11H43ZM61 9H62V6H61ZM88 9H89V7H88ZM88 9H87V10H88ZM134 9H135V8H133V12H134V11L139 12L138 9H137V7H136L137 10H136V9L134 10ZM168 9H169V7H168ZM171 9H172V8H171ZM173 9H174V8H173ZM188 9H189V8H188ZM200 9H201V8H200ZM209 9H210V8H209ZM28 10H29V9H28ZM39 10H40V9H39ZM83 10H84V9H83ZM142 10H143V9H142ZM147 10H148V9H147ZM147 10H146V12H148ZM150 10H151V8L149 9V11H150ZM154 10H155V9H154ZM176 10H177V8H176ZM179 10H180V9H179ZM191 10H192V9L190 8V11H191ZM194 10L197 11V8L194 9ZM211 10H212V9H211ZM213 10H214V8H213ZM19 11H20V10H19ZM40 11H41V10H40ZM51 11H52V10H51ZM51 11H50V12H51ZM54 11H56V13H58V10L56 9V7H55ZM66 11H67V10H66ZM66 11H65V12H66ZM72 11H73V9H72ZM127 11L130 12L129 10H127ZM190 11L187 10V14H189L188 12H190ZM200 11H201V10H200ZM33 12H34V11H33ZM33 12H30V11H29L28 13H33ZM43 12H44V11H43ZM65 12L62 13V14H65ZM74 12H75V10H74ZM77 12H79V11L77 10ZM95 12H96V10H95ZM112 12H113V11H112ZM128 12H127V13H128ZM137 12H136V13H137ZM159 12H160V10H159ZM163 12H164V11H162V13H163ZM177 12H179V11H177ZM182 12H184V11H182ZM206 12H207V11H206ZM208 12H210V11L208 10ZM36 13H37V14H36ZM36 13H35V14L38 15V12H36ZM40 13H41V12H40ZM40 13H39V14H40ZM71 13H72V12H71ZM82 13H83V12H82ZM89 13H90V12H89ZM102 13H103V12H102ZM116 13H117V12H116ZM144 13H145V11H144ZM144 13H143V14H144ZM154 13H155V12H154ZM157 13H158V12H157ZM157 13H156V14H157ZM160 13H161V12H160ZM165 13H166V11H165ZM168 13H169V12H168ZM185 13H186V12H185ZM214 13H215V11H213V14H209V15H210V16H213ZM22 14H23V13H22ZM24 14H26V13H24ZM24 14H23V15H24ZM41 14H42V13H41ZM41 14H40V15H41ZM47 14H48V13H47ZM50 14H51V13H50ZM60 14H61V13H60ZM79 14H80V13H79ZM97 14H98V13H97ZM106 14H107V13H106ZM110 14H111V13H110ZM112 14H113V13H112ZM124 14H125V12H124ZM131 14H134V13H131ZM146 14H147V13H146ZM146 14H145V15H146ZM148 14H149V13H148ZM148 14H147L146 17H148ZM152 14H153V13H152ZM169 14H170V13H169ZM174 14H175V13H174ZM197 14H198V13H197ZM205 14H206V13H205ZM28 15H29V14H28ZM68 15H69V14H68ZM70 15H71V14H70ZM70 15H69V16H70ZM140 15H142V12H141ZM161 15H162V14H161ZM177 15H178V14H177ZM185 15H186V14H185ZM185 15H184V13H183V19H185ZM2 16H3V15H2ZM2 16H1V17H2ZM25 16H26V15H25ZM29 16L31 17V16H33V15H29ZM29 16H28V17H29ZM90 16H92L91 13H90ZM130 16H131V15H130ZM138 16H139V15H138ZM138 16H137V18H138ZM159 16H160V15H159ZM159 16H157V17H159ZM169 16H170V15H169ZM20 17H21V16H20ZM22 17H23V16H22ZM22 17H21V18H22ZM26 17H27V16H26ZM56 17H57V16H56ZM56 17H55V18H56ZM93 17H95V16H93ZM117 17H118V16H117ZM122 17H123V16H122ZM144 17H145V16H144ZM153 17H154V15H153ZM172 17H173V16H172ZM186 17H187V16H186ZM192 17H193V16H192ZM192 17H188V19L190 18V19L192 20ZM2 18H3V17H2ZM34 18H35V17H34ZM34 18H33V19H34ZM38 18H39V17H37L35 20H37ZM41 18H42V17H41ZM63 18H64V16H63ZM72 18H73V17H72ZM85 18H87V17H85ZM91 18H92V17H91ZM101 18H102V17H101ZM113 18H114V17H113ZM120 18H121V17H120ZM139 18H142V17L139 16ZM193 18H194V17H193ZM0 19H1V18H0ZM23 19H24V18H23ZM39 19H40V18H39ZM39 19H38V20H39ZM75 19H76V18H75ZM87 19H88V18H87ZM114 19H116V18H114ZM163 19H164V17H163ZM167 19H170V18H167V16H166V20H164V22H163V21H161V20L158 21V19L156 18V20L158 21V23H160V24L162 25V27H166V26H164L163 24H166L165 21H167ZM227 19H229V18L227 17ZM227 19H226V20H227ZM1 20L3 21V19H1ZM8 20H11V18L8 19ZM8 20H7V21H8ZM12 20H14V17H13ZM31 20H32V19H31ZM46 20H47V19H46ZM82 20H83V19H82ZM90 20H91V19H90ZM92 20H94V19H92ZM137 20H138V19H137ZM137 20H135V21H137ZM170 20L172 21V19H170ZM177 20H178V19H177ZM217 20H218V19H217ZM2 21H0V24H1ZM21 21H22V20H21ZM73 21H75V20H73ZM73 21H71V22H73ZM104 21H106V20H104ZM157 21H156V22H157ZM11 22H12V21H11ZM23 22H24V21H23ZM35 22H36V21H35ZM44 22H46V21H44ZM47 22H48V21H47ZM66 22H67V21H66ZM66 22H65V23H66ZM86 22H87V21H86ZM141 22H142V21H141ZM167 22H169V20H168ZM173 22H176V15H175V19L173 20ZM179 22H180V21H179ZM185 22H187V21H185ZM189 22H190V20H189ZM191 22L194 23V20H192ZM191 22H190V23H191ZM20 23H21V22H20ZM20 23H18V24H20ZM30 23H31V22H30ZM30 23H29V24H30ZM37 23H38V22H37ZM56 23H57V22H56ZM61 23H62V22H61ZM68 23H70V22H67V24H68ZM170 23H172V22H170ZM170 23H169V24H170ZM192 23H191V24H192ZM195 23L197 24V22H195ZM12 24H13V22H12ZM12 24H11V25H12ZM29 24H25V25L27 26V25H29ZM32 24H33V23H32ZM35 24H36V23H35ZM67 24H66V25H67ZM121 24H124V23H121ZM126 24H127V23H126ZM129 24H130V23H129ZM135 24H136V23H135ZM172 24H175V25H176V23H172ZM172 24H171V25H172ZM191 24H190V25H191ZM254 24H255V23H254ZM7 25H8V24H7ZM13 25H14V24H13ZM40 25H41V24H40ZM48 25H49V24H48ZM48 25H47V26H48ZM166 25H168V24H166ZM171 25H170V26H171ZM185 25H186V24H185ZM185 25H184V26H185ZM187 25H188V24H187ZM190 25H189V27H190L189 30H190V32H192V31H191V26H190ZM0 26H3V24H1ZM8 26H9V25H8ZM36 26H37V25H35V26L33 25V27H35V28H33V29H36ZM49 26H50V25H49ZM79 26H80V25H79ZM117 26H118V25H117ZM119 26H120V25H119ZM137 26H138V25H137ZM140 26H141V25H140ZM6 27H7V26H6ZM6 27H5V28H6ZM17 27H18V26H17ZM21 27L23 28V23H22V26H21ZM52 27H53V26H52ZM68 27H69V26H68ZM114 27H115V26H114ZM157 27H158V25H157ZM157 27H156V28H157ZM160 27H161V26H160ZM177 27H179V24H178ZM181 27H182V25H181ZM189 27H187V29H188ZM229 27H230V26H229ZM15 28H16V27H15ZM18 28H20V25H19ZM28 28H29V27H28ZM43 28H45V27H43ZM50 28H51V27H50ZM80 28H81V27H80ZM102 28H103V27H102ZM108 28H109V27H108ZM111 28H112V27H111ZM116 28H117V27H116ZM131 28H133V27H131ZM131 28H130V29H131ZM138 28H139V27H138ZM140 28H141V27H140ZM140 28H139V29H140ZM184 28H185V27H183V29H184ZM192 28H193V26H192ZM194 28H195V27H194ZM24 29H27V27H24ZM53 29H54V28H53ZM56 29H57V28H55V30H56ZM60 29H62V28H60ZM93 29H94V28H93ZM99 29H100V28H99ZM139 29H138V30H139ZM160 29H161V28H159L158 30H160ZM173 29H174V28H173ZM176 29H177V28H176ZM204 29H207V28H204ZM262 29H263V28H262ZM6 30H7V28L5 29V31H6ZM104 30H105V29H104ZM125 30H126V29H125ZM138 30H136V31H138ZM150 30H151V29H150ZM166 30H167V29H166ZM189 30H187V31H189ZM192 30H193V32H194L195 29H192ZM234 30L237 31L236 27H234ZM0 31H1V30H0ZM5 31H4V32H5ZM20 31H21V30H20ZM40 31H41V30H40ZM44 31H47L46 28H45ZM116 31H117V29H116ZM136 31H135V32H136ZM162 31H163V29H162ZM162 31H160V33H162ZM178 31H179V30H178ZM183 31H186V30L184 29ZM226 31H227V30H226ZM240 31H241V30H240ZM22 32H23V29H22L21 33H22ZM38 32H39V31H38ZM88 32H90V31H88ZM106 32H107V31H105V32L102 33V34H105ZM120 32H121V30H120ZM125 32H126V31H125ZM139 32H140V31H139ZM139 32H138V33H139ZM148 32H149V31H148ZM153 32H154V31H153ZM172 32L174 33L175 31H172ZM172 32H171V33H172ZM193 32H192V33H193ZM197 32H198V31H197ZM201 32H202V31H201ZM255 32H256V31H255ZM11 33H12V32H11ZM11 33H10V34H11ZM24 33H25V32H24ZM28 33H29V32H28ZM40 33H43V32H40ZM40 33H39V35H40ZM46 33H47V32H46ZM96 33H97V32H96ZM98 33H99V32H98ZM118 33H119V32H118ZM154 33H155V32H154ZM171 33H170V34L168 33V35L171 36ZM173 33H172V35H173ZM188 33H189V32H188ZM199 33H200V32H199ZM244 33H245V35H246V32H244ZM258 33H259V32H258ZM258 33L256 32V33H255V36L247 35V36H246V43H245V44H246L247 46H250V48L254 50L255 55H258V56H259L260 54L264 53V51L261 53V51L264 50V42L262 41V38L260 37V34H258ZM1 34L3 35L4 33L1 32L0 35H1ZM12 34L14 35L15 33H12ZM16 34H17V32H16ZM26 34H27V32H26ZM29 34H31V33H29ZM49 34H50V33H49ZM148 34H149V33H148ZM157 34H159V32H157ZM256 34H257V35H256ZM2 35H1V36H2ZM27 35H28V34H27ZM117 35H118V34H117ZM132 35L135 36V34H132ZM132 35H131V37H132ZM151 35H152V33H151ZM154 35H155V34H154ZM175 35H176V34H175ZM182 35H183V34H182ZM187 35L189 36V34H187ZM190 35H191V34H190ZM204 35H205V33H204ZM209 35H210V34H209ZM209 35H208V36H209ZM23 36H24V34H23ZM36 36H37V34H36ZM44 36H45V35H44ZM56 36H57V35H56ZM86 36H88V35H86ZM86 36H85V37H86ZM96 36H98V34H97ZM101 36L104 37L103 35H101ZM101 36H100V37H101ZM140 36H141V35H140ZM140 36H139V37H140ZM156 36H157V35H156ZM156 36H154V37H156ZM162 36L164 37V35H161V34H160V37H161L162 40H163V37H162ZM177 36H178V35H177ZM188 36H187V37H188ZM199 36H200V35H199ZM202 36H203V35H202ZM206 36H207V35H206ZM262 36H264V35H262ZM3 37H4V35H3ZM9 37H10V36H9ZM27 37H28V36H27ZM39 37H40V36H39ZM85 37H83V38H85ZM109 37H110V36H108V38H109ZM129 37H130V36H129ZM131 37H130V38H131ZM147 37H148V35H147ZM154 37H151V38H154ZM165 37H166V36H165ZM173 37H174V36H173ZM178 37H179V36H178ZM182 37H184V36H182ZM192 37H193V36H192ZM197 37H198V36H196V39H197ZM204 37H205V36H204ZM204 37H202V38H204ZM211 37H212V36H211ZM10 38H13V37H10ZM18 38L21 39V37H18ZM23 38H24V37H23ZM108 38H107V39H108ZM130 38H129V39H130ZM149 38H150V37H148V39H149ZM175 38H176V37H175ZM202 38H201V39H202ZM205 38H206V37H205ZM209 38H210V37H209ZM263 38H264V37H263ZM1 39H2V38H1ZM5 39H6V38H5ZM8 39H9V38H8ZM25 39H26V35H25ZM28 39H30V37H28ZM43 39H44V38H43ZM43 39H42V40H43ZM49 39H50V38H49ZM51 39H52V38H51ZM85 39H86V38H85ZM87 39H88V38H87ZM102 39H103V38H102ZM148 39H147V40H148ZM188 39H189V38H188ZM194 39H195V38H194ZM206 39H207V38H206ZM229 39H231V40L233 41V44H234V43L238 42V39H240V38H239V35H238V34H234V33H231V35H228V36H226V37L221 36V37H219V38H214V37L211 38V40H210V42H209V45H208V49H207V51H206V52H207V58H208L209 61H211V60H217L219 63H221V60L223 59L222 57H225L227 51H228L229 49H232L233 46L235 47V46L237 45V44H236V45H233V46H232L231 44H228L227 41H228ZM17 40H18V39H17ZM22 40H23V39H21V41H22ZM42 40H41V41H42ZM103 40H104V39H103ZM155 40H156V39H155ZM4 41H5V40H4ZM18 41H19V40H18ZM18 41H17V42H18ZM21 41H20V42H21ZM29 41H30V40H29ZM91 41H92V40H91ZM138 41H139V40H138ZM182 41H183V40H182ZM190 41H194V40L191 39V40H189V42H190ZM201 41H202V40H201ZM1 42H2V41H1ZM1 42H0V43H1ZM11 42H13V41H11ZM11 42H10V39H9V43H11ZM17 42H15V43L18 45ZM20 42H19V43H20ZM22 42H24V41H22ZM33 42H34V39H33ZM36 42H37V41H36ZM47 42H48V41H47ZM54 42H55V41H54ZM118 42H119V41H118ZM155 42H156V41H155ZM155 42H154V44H156ZM159 42H160V41H159ZM159 42H158V43H159ZM164 42H166V40H164ZM173 42H174V41H173ZM187 42H188V41H187ZM194 42H195V41H194ZM204 42H207V41H204ZM240 42H242V41H240ZM244 42H245V41H244ZM4 43H5V42H4ZM26 43H27V41H26ZM28 43H29V42H28ZM37 43H38V42H37ZM88 43H89V41H88ZM99 43H100V41H99ZM105 43H106V42H105ZM108 43H109V41H108ZM111 43H112V42H111ZM200 43H201V42H200ZM2 44H3V43H2ZM31 44H33V43H32V40H31ZM52 44H53V43H52ZM52 44H51V45H52ZM55 44H56V43H55ZM189 44H190V43H189ZM192 44H193V43H192ZM192 44H191V45H192ZM194 44H197V43H194ZM12 45H13V44H12ZM12 45H11V46H12ZM22 45H23V44H22ZM29 45H30V43H29ZM29 45H28V48H29ZM34 45H35V44H34ZM37 45H38V44H37ZM58 45H59V44H58ZM61 45H62V44H61ZM151 45H153V44H151ZM156 45H157V44H156ZM156 45H155V46H156ZM186 45H187V44H186ZM240 45H241V44H240ZM92 46H94V44H93ZM187 46H190V45H187ZM192 46H193V45H192ZM206 46H207V45H206ZM15 47H16V46H15ZM182 47H183V46H182ZM204 47H205V46H204ZM10 48L12 49V47H10ZM32 48H33V47H32ZM32 48H31V49H32ZM60 48H61V47H60ZM141 48H143V47H141ZM152 48H153V47H152ZM191 48H192V47H191ZM197 48H198V47H197ZM205 48H207V47H205ZM69 49H70V48H69ZM97 49H98V47H97ZM143 49H144V48H143ZM154 49H155V48H154ZM180 49H181V48H180ZM180 49H179V50H180ZM192 49L194 50V48H192ZM14 50H15V49H14ZM14 50H13V51H14ZM149 50H150V49H149ZM151 50L153 51V49H151ZM159 50H160V49H159ZM161 50H162V49H161ZM241 50H242V49H241ZM241 50H240V51H241ZM7 51H8V50H7ZM15 51H16V50H15ZM17 51H18V50H17ZM26 51H27V50H26ZM28 51H29V49H28ZM50 51H51V48H50ZM56 51H57V50H56ZM98 51H99V50H98ZM132 51H133V50H132ZM135 51H137V50H135ZM145 51H146V50H145ZM147 51H148V50H147ZM152 51H150V52H152ZM164 51H165V50H164ZM183 51H184V50H183ZM194 51H195V50H194ZM217 51H219V52L221 53V55H220L219 57H215V53H216ZM230 51H231V50H230ZM230 51H229V52H230ZM242 51H243V50H242ZM3 52H4V51H3ZM11 52H12V50H11ZM31 52H32V51H31ZM58 52H59V51H58ZM184 52H185V51H184ZM191 52H192V51H191ZM1 53H2V52H1ZM6 53H7V52H6ZM26 53H27V52H26ZM32 53H33V52H32ZM34 53H35V48H34ZM44 53H45V52H44ZM46 53H47V52H46ZM56 53H57V52H56ZM158 53H159V52H158ZM166 53H167V52H166ZM166 53H165V54H166ZM168 53H169V52H168ZM178 53H179V52H178ZM189 53H190V52H189ZM192 53H193V52H192ZM199 53H202V51L199 52ZM199 53H197V56L199 55ZM249 53H250L249 55H251V52H249ZM252 53H253V51H252ZM254 53H253V58H254ZM30 54H31V53H30ZM35 54H37V53H35ZM40 54H41V53H40ZM128 54H129V53H128ZM133 54H134V52H133ZM182 54H183V53H182ZM184 54H185V53H184ZM184 54H183V55H184ZM243 54H244V53H243ZM246 54H247V53H246V51H245V55H246ZM16 55H17V54H16ZM64 55H65V54H64ZM107 55H108V54H107ZM130 55H131V54H130ZM135 55H136V54H135ZM137 55H138V54H137ZM156 55H157V54H156ZM161 55H162V54H161ZM175 55H176V54H175ZM183 55H182V56H183ZM194 55H195V54H191V55H189V56H192V58H193ZM205 55H206V53H205ZM240 55H242V54H240ZM240 55H239V56H240ZM27 56H29V55H27ZM110 56H111V55H110ZM126 56H127V55H126ZM131 56H132V55H131ZM145 56H146V55H145ZM159 56H160V55H159ZM173 56H174V55H173ZM189 56H188V58H189ZM261 56H262V55H261ZM12 57H13V56H12ZM29 57H30V56H29ZM38 57H39V56H38ZM72 57H73V56H72ZM115 57H116V56H115ZM150 57H151V56H150ZM167 57H168V56H167ZM241 57H242V56H240V57H238V58H241ZM263 57H264V55H263ZM70 58H71V57H70ZM122 58H123V57H122ZM128 58H129V57H128ZM128 58H127V59H128ZM186 58H187V57H186ZM192 58H191L190 60H192ZM221 58H222V59H221ZM30 59H31V58H30ZM41 59H42V58H41ZM75 59H76V58H75ZM120 59H121V58H120ZM129 59H130V58H129ZM163 59H164V58H163ZM251 59H252V58H251ZM260 59L263 60V58H260ZM33 60H34V59H33ZM37 60H38V59H37ZM150 60H152V58H151ZM165 60H167V59H165ZM169 60H170V59H169ZM174 60H175V59H174ZM178 60H179V59H178ZM186 60H187V59H186ZM188 60H189V59H188ZM188 60H187V61H188ZM190 60H189V61H190ZM193 60H194V58H193ZM195 60H196V59H195ZM198 60H199V59H198ZM208 60H207V61H208ZM236 60H237V59H236ZM236 60H235V61H236ZM255 60H256V59H255ZM26 61H27V60H26ZM209 61H208V62H209ZM229 61H230V60H228V62H229ZM231 61H232V60H231ZM233 61H234V60H233ZM235 61H234V62H235ZM238 61H239V59H238ZM240 61L243 62V60H241V59H240ZM33 62H35V61H33ZM42 62H44V61H42ZM42 62H41V63H42ZM49 62H50V61H49ZM70 62H71V61H70ZM72 62H73V59H72ZM168 62H169V61H168ZM170 62H171V60H170ZM178 62H179V64H180L181 60L178 61ZM182 62H183V61H182ZM182 62H181V63H182ZM228 62H227V63H228ZM236 62H237V61H236ZM102 63H103V62H102ZM126 63H127L126 65H127L128 67H131L130 69H135V70H136L137 68L140 67V65H142V64H144V63H149V60H148L147 58H142V59H141L140 56H135V57L133 58V60H130L129 62H126ZM156 63H157V62H156ZM191 63L193 64L194 61H192ZM204 63H206V62H204ZM210 63H211V62H210ZM240 63H241V62H240ZM21 64H23V63H21ZM21 64H20V65H21ZM24 64H25V63H24ZM26 64H27V63H26ZM34 64H35V63H34ZM37 64H38V63H37ZM42 64H43V63H42ZM68 64H70V63H68ZM77 64H79V63H77ZM83 64H84V62H83ZM89 64H90V63H89ZM158 64H159V63H158ZM158 64H157V66H159ZM170 64H171V63H170ZM175 64H178V63H175ZM185 64L187 65V63H185ZM224 64H226V63H224ZM224 64L221 63L220 66L222 67V65H224ZM233 64H234V63H233ZM233 64H232V65H233ZM237 64H238V62H237ZM241 64H242V63H241ZM161 65H162V62H161ZM183 65H184V64H183ZM186 65H185V66H186ZM239 65H240V64H239ZM40 66H41V65H40ZM50 66H51V65H50ZM50 66H49V67H50ZM66 66H67V65H66ZM81 66H82V64H81ZM83 66H84V65H83ZM85 66H86V65H85ZM85 66H84V67H85ZM123 66H124V65H123ZM154 66H156V65H154ZM187 66H188V65H187ZM224 66H225V65H224ZM229 66H230V65H229ZM15 67H17V66H15ZM28 67H29V66H28ZM61 67H62V65H61ZM63 67H64V66H63ZM124 67H125V66H124ZM162 67H163V66H162ZM172 67H173V66H172ZM196 67H197V66H196ZM231 67H232V66H231ZM249 67H250V66H249ZM11 68H12V67H11ZM46 68H47V67H46ZM46 68H45V71H46ZM59 68H60V67H59ZM149 68H150V67H149ZM149 68H148V69H149ZM183 68H184V67H183ZM188 68L190 69V67H188ZM188 68H187V69H188ZM208 68H210V66H208ZM208 68H206V70L209 71ZM211 68H213V67H211ZM214 68H216V65H215ZM227 68H228V67H227ZM234 68H235V67H233V69H234ZM238 68H240V67H238ZM247 68H248V67H247ZM247 68H246V69H247ZM2 69H3V68H1V70H2ZM29 69H30V68H29ZM35 69H37V68H35ZM42 69H43V68H42ZM80 69H81V67H80ZM90 69H91V68H90ZM90 69H88V70L90 71ZM123 69H125V68H123ZM163 69H164V68H163ZM171 69H174V68H171ZM185 69H186V68H185ZM204 69H205V68H204ZM204 69H203V70H204ZM242 69L246 70V69L244 68V66L242 67ZM248 69H249V68H248ZM258 69H259V68H258ZM13 70H14V69H13ZM47 70H48V68H47ZM60 70H61V69H60ZM76 70H77V69H76ZM76 70H75V71H76ZM85 70H86V69H85ZM120 70H122V69H120ZM160 70H161V69H160ZM175 70H177V69H175ZM180 70L182 71V68H181ZM195 70H197V69H195ZM221 70H222V69H221ZM223 70H226V68L223 69ZM230 70L232 71V69H230ZM240 70H241V69H240ZM2 71H5V70H2ZM2 71H0V104H8V105L10 106V105H12V102H14V101H16V100H18V101H23V100H25V99H28V100H29V99H33V100H34V98H35L34 95H37L38 93H40V92H39L40 89H39V91H38V88L36 87V85L34 84V82H32L33 80H32V81L28 80V74H25L26 71L24 70V72H23L22 68H18L16 71L14 70L15 72L12 73V77H9V78H7V77H6V74L3 73ZM27 71H28V70H27ZM48 71H49V70H48ZM50 71H51V70H50ZM63 71H65V70H63ZM63 71H62V73H63ZM75 71H73V72H75ZM114 71H116V70H114ZM114 71H113V72H114ZM117 71H118V70H117ZM117 71H116V72H117ZM146 71H147V70H146ZM183 71H184V70H183ZM187 71H188V70H187ZM204 71H205V70H204ZM228 71H229V70H228ZM231 71H230V72H231ZM235 71H237V70H235ZM22 72H23L24 74H23ZM58 72H60V71H58ZM134 72H135V71H134ZM161 72H162V71H161ZM173 72H174V70H173ZM251 72H252V71H251ZM261 72H262V70H261ZM8 73H9V72H8ZM38 73H39V72H38ZM42 73H43V72H42ZM46 73H50V72H46ZM64 73H65V72H64ZM71 73H72V72H71ZM82 73H83V72H82ZM158 73H159V71H158ZM169 73H170V72H168V74H166V75L168 76ZM188 73H189V72H188ZM202 73H203V72H202ZM224 73H225V72H224ZM238 73H240V71H238ZM241 73H242L241 75H243L244 72L241 71ZM255 73H256V72H255ZM258 73H260V72L258 71ZM44 74H45V73H44ZM69 74H70V73H69ZM83 74H84V73H83ZM83 74H82V75H83ZM87 74H88V73H87ZM117 74H118V73H117ZM138 74H139V73H138ZM163 74H164V73H163ZM195 74H196V73H195ZM197 74H198V73H197ZM199 74H201V73H199ZM204 74H205V72H204ZM226 74H227V73H226ZM252 74H254V73H252ZM7 75H8V74H7ZM35 75H36V74H35ZM105 75H106V74H105ZM115 75H116V74H115ZM157 75H158V74H157ZM159 75H160V73H159ZM171 75H172V74H171ZM210 75H211V74H210ZM227 75H229V73H228ZM230 75H231V74H230ZM238 75H239V74H238ZM33 76H34V75H33ZM41 76H42V75H41ZM47 76H48V75H47ZM59 76H60L59 73H54L52 76H50V80H52V81L54 80V81H55L57 78H59ZM68 76H69V75H68ZM73 76H74V74H73ZM87 76H88V75H87ZM112 76H113V75H112ZM122 76H123V74H122ZM122 76H121V77H122ZM131 76H133V75H131ZM161 76H162V75H161ZM161 76H160V77H161ZM167 76H166V77H167ZM172 76H173V75H172ZM184 76H185V75H184ZM214 76H215V75H214ZM239 76H240V75H239ZM253 76H254V75H253ZM42 77H43V76H42ZM90 77H91V76H90ZM115 77H116V76H115ZM129 77H130V76H129ZM160 77H157V78H160ZM194 77H195V75H194ZM194 77H193L192 79H194ZM198 77H199V76H198ZM212 77H213V76H212ZM212 77H210V80L212 79ZM237 77H238V76H237ZM243 77H244V75H243ZM29 78H30V77H29ZM39 78H40V77H39ZM44 78H45V76H44ZM44 78H43V80H45ZM68 78H69V77H68ZM151 78H152V77H151ZM162 78H163V77H161L160 79H162ZM172 78H173V77H172ZM185 78H187V77H184V79H185ZM203 78H204V77H203ZM213 78H214V77H213ZM226 78H227V77H226ZM263 78H264V77H263ZM30 79H32V78H30ZM66 79H67V78H66ZM102 79H103V78H102ZM109 79H110V77H109ZM120 79H121V78H120ZM137 79H138V78H137ZM144 79H145V78H144ZM187 79H188V78H187ZM200 79H201V77H200ZM244 79H245V78H244ZM34 80H35V79H34ZM37 80H38V79H37ZM39 80H40V79H39ZM63 80H64V79H63ZM72 80H73V79H72ZM105 80H106V79H105ZM132 80H133V79H132ZM157 80H158V79H157ZM170 80H172V79H170ZM189 80H190V79H189ZM195 80H196V77H195ZM210 80H209V81H210ZM222 80H223V79H222ZM242 80H243V79H242ZM35 81H36V80H35ZM45 81H46V80H45ZM57 81H58V80H57ZM68 81H69V80H68ZM155 81H156V80H155ZM211 81H212V80H211ZM223 81H224V80H223ZM19 82H21V85H22V86H19L17 89H15V86H14V85H17V83H19ZM75 82H76V81H75ZM128 82H130V81H128ZM163 82H164V81H163ZM192 82H193V81H192ZM195 82H196V81H195ZM195 82H194V83H195ZM224 82H225V81H224ZM249 82H250V81H249ZM257 82H258V81H257ZM257 82H256V83H257ZM44 83H45V82H44ZM58 83H59V82H58ZM135 83H136V82H135ZM153 83H154V82H153ZM153 83H152V84H153ZM190 83H191V82H190ZM222 83H223V82H222ZM225 83H226V82H225ZM239 83H240V82H238V85H239ZM37 84H39V82H38ZM47 84H48V83H47ZM51 84H52V82L50 83V85H51ZM120 84H121V83H120ZM191 84H192V83H191ZM191 84H190V85H191ZM209 84H211V83H209ZM214 84H215V83H214ZM236 84H237V83H236ZM249 84H250V83H249ZM258 84H259V83H258ZM48 85H49V84H48ZM48 85H47L46 87H48ZM50 85H49V86H50ZM64 85H65V83H64ZM73 85H74V83H73ZM153 85L155 86L156 84L154 83ZM153 85H151V86H153ZM187 85H188V84H186V87H187ZM194 85H195V84H194ZM220 85H221V83H220ZM225 85H226V84H225ZM225 85H224V87H226ZM227 85H228V81H227ZM254 85H255V83H254ZM254 85H253V86H254ZM159 86H161V84H160ZM162 86H163V85H162ZM162 86H161V87H162ZM164 86H166V85H164ZM192 86H193V85H192ZM197 86H199V85H197ZM216 86H217V84H216ZM221 86H223V85H221ZM241 86H242V85H241ZM42 87H43V86H42ZM58 87H59V86H58ZM61 87H62V86H61ZM73 87H74V86H73ZM113 87H114V86H113ZM134 87H135V86H134ZM139 87H140V86H139ZM155 87H156V86H155ZM176 87H177V86H176ZM183 87H184V86H183ZM188 87H189V86H188ZM193 87H194V86H193ZM212 87H213V86H211V88H212ZM219 87H220V86H219ZM219 87H218V88H219ZM238 87H240V86H238ZM242 87H243V86H242ZM244 87H245V85H244ZM244 87H243V88H244ZM254 87H255V86H254ZM66 88H67V87H66ZM92 88H93V86H92ZM94 88H95V87H94ZM164 88H165V87H164ZM170 88H171V86H170ZM170 88H169V89H170ZM177 88H178V87H177ZM189 88H190V87H189ZM196 88L198 89V87H196ZM196 88H195V89H196ZM202 88H203V87H202ZM202 88H201V86H200V89H202ZM216 88H217V87H216ZM245 88H246V87H245ZM263 88H264V87H263ZM56 89H58V88H56ZM56 89H54V90H56ZM63 89H64V88H63ZM98 89H99V88H98ZM128 89H129V88H128ZM150 89H151V88H150ZM155 89H157V87H156ZM160 89H161V88H160ZM160 89H159V91H160ZM162 89H163V88H162ZM162 89H161V90H162ZM167 89H168V88H167ZM167 89H166V90L163 89V90L167 91ZM172 89H173V88H172ZM174 89H175V88H174ZM200 89H199V94H200ZM212 89H213V88H212ZM214 89H215V88H214ZM222 89H223V88H222ZM248 89H249V88H248ZM50 90H51V89H50ZM50 90H49V91H50ZM91 90H92V89H91ZM126 90H127V89H126ZM180 90H181V89H180ZM182 90H184V88H182ZM235 90H236V89H235ZM242 90H243V89H242ZM244 90H245V89H244ZM259 90H260V89H259ZM49 91H48V92H49ZM88 91H89V90H88ZM115 91H116V90H114V89L112 88V86L106 88L105 91H98V92L96 93L97 100L99 99V97H103V96L105 97V95H107V94L110 95V93H111V95H113V97H114V96H115ZM119 91L121 92V89H120ZM172 91H173V90H172ZM215 91H216V89H215ZM215 91H214V92H215ZM217 91H218V90H217ZM254 91H255V90H254ZM257 91H258V90H257ZM262 91H263V90H262ZM59 92H60V90H59ZM77 92H78V91H77ZM79 92H80V91H79ZM79 92H78V93H79ZM90 92H91V91H90ZM120 92H118V93H120ZM124 92H125V91H124ZM147 92H148V91H147ZM152 92H153V91H152ZM152 92H151V93H152ZM156 92H158V91H156ZM161 92H163V91H161ZM161 92H160V93H161ZM202 92H204V91H202ZM208 92H209V91H208ZM212 92H213V91H212ZM218 92H219V91H218ZM221 92H222V90H221ZM33 93H34V94H33ZM46 93H47V91H46ZM46 93H43V97H46V95H45ZM49 93H50V92H49ZM64 93H65V92H63V94H64ZM125 93H126V92H125ZM160 93H156V94H160ZM166 93H167V92H166ZM169 93L172 94V92H169ZM219 93H220V92H219ZM222 93H223V92H222ZM251 93H252V92H251ZM255 93H256V92H255ZM54 94H56V93L54 92L53 95H54ZM67 94H68V93H67ZM89 94H90V93H89ZM171 94H170V95H171ZM201 94H202V93H201ZM201 94H200V95H201ZM232 94H233V93H232ZM260 94H262V93L260 92ZM38 95H39V94H38ZM48 95H49V94H48ZM78 95H79V94H78ZM127 95H128V94H127ZM163 95H164V92H163ZM167 95H169V94H167ZM189 95H190V94H189ZM189 95H188V96H189ZM202 95H203V94H202ZM204 95H207V93H206V94L204 93ZM228 95H229V94H228ZM228 95H225V96H228ZM236 95H237V94H236ZM236 95H235V97H236ZM258 95H259V94H258ZM33 96H34V98H32ZM39 96L42 97L41 95H39ZM39 96H38V97H39ZM54 96H55V95H54ZM56 96H57V95H56ZM66 96H67V95H66ZM71 96H72V95H71ZM75 96H77V95H75ZM85 96H86V95H85ZM89 96H90V95H89ZM136 96H137V95H136ZM155 96H157V95H155ZM160 96L162 97V93H161V95H158V97H160ZM186 96H187V95H186ZM214 96H215V95H214ZM221 96H222V95H221ZM230 96H231V95H230ZM241 96H242V95H241ZM254 96H255V95H254ZM72 97H73V96H72ZM107 97H108V96H106V98H107ZM111 97H112V96H111ZM115 97H116V96H115ZM140 97H141V96H140ZM242 97H243V96H242ZM246 97H247V95L245 96V98H246ZM258 97H259V96H258ZM260 97H262V96L260 95ZM36 98H37V97H36ZM36 98H35V99H36ZM57 98H59V97H57ZM57 98H55V99H57ZM80 98H82V96H81ZM88 98H89V97H88ZM92 98H93V97H92ZM109 98H110V97H109ZM138 98H139V97H138ZM143 98H145V97H143ZM154 98H155V97H154ZM171 98H172V97H171ZM173 98H174V97H173ZM218 98H219V96H218ZM225 98H226V97H225ZM240 98H241V97L239 96L238 99H240ZM69 99H71V98H69ZM94 99H95V98H93V100H94ZM100 99H101V98H100ZM112 99H113V98H112ZM136 99H137V98H136ZM157 99H160V100H161L162 98H157ZM200 99H201V98H200ZM204 99H205V98H204ZM206 99H207V96H206ZM220 99H221V101H222V98H220ZM223 99H224V98H223ZM243 99H244V97H243ZM247 99H248V97H247ZM249 99H250V98H249ZM33 100H31L30 103H31ZM45 100H46V99H45ZM140 100H141V99H140ZM210 100H212V99L210 98ZM210 100H209V101H210ZM217 100H218V99H217ZM232 100H233V102H235V101H234V97H233ZM240 100H242V99H240ZM245 100H246V99H245ZM38 101H39V100H38ZM43 101H44V100H43ZM55 101H57V100H55ZM64 101H65V100H64ZM104 101H105V100H104ZM123 101H124V100H121V99L118 97L117 102H116L114 105H115V106H118V107H119V106H120V107H124V103H123ZM163 101H164V100H163ZM201 101H202V100H201ZM203 101H204V100H203ZM249 101H251V100H249ZM262 101H263V99H262ZM262 101H261V102H262ZM26 102H27V100H26ZM51 102H52V101H51ZM75 102H76V101H75ZM75 102H74V103H75ZM77 102H78V101H77ZM82 102H83V101H82ZM125 102H126V101H125ZM128 102H129V101H128ZM164 102H166V101H164ZM164 102H163V104H164ZM176 102H178V101H176ZM179 102H180V101H179ZM198 102H200V101H198ZM198 102H197V103H198ZM213 102H214V101H213ZM231 102H232V101H231ZM231 102H229V103H231ZM233 102H232V103H233ZM239 102H240V101H239ZM247 102H248V100H247ZM247 102H246V103H247ZM252 102H253V101H252ZM255 102H257V101H255ZM15 103H16V102H15ZM42 103H43V102H42ZM59 103H60V102H58V105H60ZM90 103H91V102H90ZM92 103H94V102H92ZM110 103H111V102H110ZM146 103H147V102H146ZM166 103H167V102H166ZM168 103H169V102H168ZM171 103H172V102H171ZM182 103H183V102H182ZM200 103H201V102H200ZM202 103H203V102H202ZM205 103L207 104V102H205ZM205 103L201 104V106H202V105H205ZM211 103H212V102H211ZM219 103H220V102H219ZM222 103H223V102H221L220 104H222ZM226 103H228V101H227ZM229 103H228V107H229L230 109H233V106L230 105ZM236 103H237V102H236ZM241 103H244V102H240V104H241ZM263 103H264V102H263ZM263 103H262V104H263ZM17 104H18V103H17ZM44 104H45V101H44ZM51 104H52V103H51ZM51 104H50V105H51ZM55 104H57V103H55ZM75 104H76V103H75ZM80 104H81V103H80ZM95 104H98V105H97L98 108L100 107V106H99V102H98V103H95ZM107 104H108V103H107ZM116 104H117V105H116ZM174 104H175V103H174ZM178 104H179V103H178ZM208 104H209V103H208ZM223 104H224V103H223ZM240 104H239V106H240ZM247 104H248V103H247ZM38 105H39V104H38ZM38 105H37V106H38ZM40 105H42V104H40ZM45 105H48V104H45ZM45 105H44V106H45ZM50 105H49V106H50ZM52 105L54 106V103H53ZM61 105H62V104H61ZM67 105H68V103H67ZM92 105H93V104H91V106H92ZM100 105H101V104H100ZM109 105H110V104H109ZM109 105H108V106H109ZM127 105H129V104H127ZM172 105H173V104H172ZM172 105H169V106H172ZM175 105H177V104H175ZM198 105H199V104H197V106H196L197 109H199ZM255 105H256V104H255ZM259 105H260V104H259ZM14 106H15V105H14ZM70 106L72 107V105H70ZM91 106H90V109H91V111H92ZM141 106H142V105H141ZM180 106H181V104H180ZM180 106H178V108H179ZM185 106H186V105H185ZM241 106H242V105H241ZM248 106H249V105H248ZM252 106H253V105H252ZM38 107H40V106H38ZM46 107H47V106H46ZM46 107H45V108H46ZM58 107H59V106H58ZM58 107H57V108H58ZM67 107H68V106H67ZM82 107H83V106H82ZM92 107H93V106H92ZM101 107H102V105H101ZM118 107H117L116 109H118ZM120 107H119V109H120ZM136 107H137V106H136ZM186 107H187V106H186ZM202 107H203V106H202ZM224 107H225V106H224ZM237 107H238V106H237ZM244 107H245V106H244ZM255 107H256V109H258V108H257V105H256ZM14 108H16V107H14ZM27 108H29V107L26 106V109H27ZM45 108H43V111H44ZM63 108H65V107H63ZM178 108H176V109H178ZM188 108H189V107H188ZM204 108H205V107H204ZM204 108H203V109H204ZM234 108H235V107H234ZM246 108H248V107H246ZM18 109H19V108H17L16 110H18ZM26 109H24V110H26ZM35 109H36V108H35ZM49 109H50V108H49ZM74 109H76V108H74ZM74 109H73V110H74ZM77 109H78V108H77ZM82 109H83V108H82ZM82 109H81V110H82ZM84 109H85V108H84ZM88 109H89V108H88ZM104 109H105V108H104ZM119 109H118V110H119ZM123 109H124V108H123ZM162 109H163V108H162ZM164 109H165V108H164ZM164 109H163V110H164ZM180 109H181V110H184V108H179L178 111H179ZM186 109H187V108H186ZM194 109H195V108H194ZM208 109H209V108H208ZM218 109H219V108H218ZM238 109H239V108H238ZM241 109H242V107H241ZM241 109H240V110H241ZM243 109H244V108H243ZM55 110H56V108H55ZM64 110H65V109H64ZM85 110H86V113H88L87 109H85ZM93 110H94V109H93ZM101 110H102V109H101ZM163 110H162V111H163ZM168 110H169V109H168ZM168 110H167V111H168ZM170 110H171V107H170ZM174 110H175V109H174ZM190 110H193V109H190ZM201 110H202V109H201ZM209 110H211V109H209ZM209 110H208V113H209V116H211V115H210V112H211V111H209ZM215 110H216V109H215ZM259 110H260V109H259ZM0 111H1V110H0ZM39 111H40V110H39ZM48 111H49V110H48ZM52 111H53V110H52ZM60 111H61V110H60ZM77 111H78V110H77ZM106 111H107V110H106ZM178 111H177V112H178ZM184 111H185V110H184ZM199 111H200V110H199ZM205 111H206V110H205ZM216 111H217V110H216ZM216 111H215V113H216ZM224 111H225V110H224ZM234 111H235V110H234ZM236 111H237V108H236ZM246 111H247V110H246ZM254 111H255V108H254ZM13 112L17 113L16 111H13ZM24 112H25V111H24ZM28 112H31V110H30V111L28 110ZM55 112H56V111H55ZM81 112H82V111H81ZM89 112H90V111H89ZM114 112H116V111H113L112 114H114ZM124 112H125V111H124ZM200 112H201V111H200ZM202 112H203V111H202ZM221 112H222V111H221ZM221 112H220V113H221ZM227 112H228V111H227ZM257 112H258V111H257ZM19 113H20V112H19ZM31 113L34 114L33 111H32ZM36 113L38 114V112H36ZM39 113H40V112H39ZM41 113H43V112L41 111ZM44 113H45V112H44ZM44 113H43V114H44ZM62 113H64V112L62 111ZM107 113H108V112H107ZM129 113H130V112H129ZM129 113H128V114H129ZM157 113H158V112H157ZM163 113H164V112H163ZM163 113H161V115H162ZM173 113H174V112H173ZM184 113H185V112H184ZM206 113H207V112H206ZM211 113H212V112H211ZM217 113H218V112H217ZM228 113H229V112H228ZM245 113H246V112H245ZM250 113H251V111H250ZM252 113H253V112H252ZM261 113H262V112H261ZM8 114H9V113H8ZM32 114H31V115L29 114L28 116H32ZM56 114H57V113H56ZM60 114H61V113H60ZM60 114H59V115H60ZM73 114H74V113H73ZM82 114H83V113H82ZM128 114H127V115H128ZM155 114H156V113H155ZM170 114H171V113H170ZM191 114H192V113H191ZM193 114H195V113H193ZM236 114H238V113H236V112L234 113V112H233V116L235 115L234 117H236ZM259 114H260V111H259ZM66 115H67V114H66ZM75 115H76V114H75ZM78 115H79V114H78ZM84 115H85V114H84ZM96 115H97V114H96ZM104 115H105V114H104ZM173 115H174V114H173ZM187 115H188V114H187ZM189 115H190V114H189ZM212 115H213V114H212ZM216 115H217V114H216ZM216 115H215V116H216ZM229 115H230V114H229ZM8 116H9V115H8ZM19 116H20V115H19ZM19 116H18V117H19ZM41 116H42V115H41ZM45 116L47 117V115H45ZM69 116H70V115H69ZM69 116H68V117H69ZM86 116H87V114H86ZM118 116L120 117V115H118ZM125 116H126V115H125ZM171 116H172V115H171ZM181 116H182V115H181ZM202 116H203V115H202ZM202 116H201V117H202ZM204 116L206 117V118H204V119H205L206 122H208V124H209V121H211V120H209V119H210L209 116H208L207 114H205ZM223 116H224V115H223ZM237 116H238V115H237ZM38 117H39V115H38ZM38 117H37V118H38ZM55 117L57 118V116H55ZM70 117H72V116H70ZM80 117H81V116H80ZM80 117H78V118H80ZM127 117H128V116H127ZM155 117H156V116H155ZM162 117H164V116H162ZM178 117H179V116H178ZM192 117H194V115H193ZM198 117H200V116H198ZM218 117H219V116H218ZM234 117H233V118H234ZM35 118H36V115H35L34 119H35ZM47 118H48V117H47ZM47 118H46V119H47ZM78 118H77V119H78ZM153 118H154V117H153ZM164 118H165V117H164ZM164 118H163V119H164ZM167 118H168V116H167ZM180 118H181V117H180ZM196 118H197V117H196ZM211 118H212V117H211ZM215 118L217 119V117H215ZM227 118H228V117H227ZM227 118H225V119L227 120ZM236 118H237V117H236ZM236 118H235V119H236ZM238 118H239V117H238ZM252 118H253V117H252ZM262 118H263V117H261V119H262ZM11 119H12V117H11ZM14 119H15V117H14ZM22 119H23V118H22ZM31 119H32V118H31ZM43 119H45V118L43 117ZM54 119H55V118H54ZM62 119H63V118H62ZM90 119H91V118H90ZM94 119H95V118H94ZM104 119H105V118H104ZM113 119H115V118H113ZM163 119H162V120H163ZM165 119H166V118H165ZM193 119H194V118H193ZM212 119H213V118H212ZM221 119H222V118H221ZM235 119H234V120H235ZM249 119H251V118H249ZM253 119H254V118H253ZM259 119H260V118H259ZM263 119H264V118H263ZM24 120H26V119H24ZM29 120H30V118H29ZM41 120H42V119H41ZM65 120H66V119H65ZM71 120H72V119H71ZM73 120H74V119H73ZM97 120H98V119H95V121H97ZM143 120H144V119H143ZM155 120H156V119H155ZM162 120H160V121L162 122ZM167 120H168V119H167ZM171 120H172V119H171ZM173 120H174V119H173ZM173 120H172V121H173ZM175 120H176V119H175ZM191 120H192V119H191ZM198 120H199V119H198ZM205 120H204V121H205ZM223 120H224V119H222L221 121H223ZM226 120H224V121H226ZM238 120H239V119H238ZM255 120H257V119L255 118ZM16 121H17V120H16ZM22 121H23V120H22ZM26 121H27V120H26ZM36 121H37V120H35V122H36ZM38 121H39V120H38ZM43 121H45V120H43ZM53 121H55V120H53ZM98 121H99V120H98ZM123 121H125V120H123ZM149 121H150V120H149ZM153 121H154V120H153ZM153 121H151V122H153ZM163 121H164V120H163ZM192 121H193V120H192ZM192 121H191V123H192ZM196 121H197V120H195V122H196ZM200 121H201V120H200ZM204 121H203V122H204ZM218 121H219V120H218ZM248 121H249V120H248ZM40 122H42V121H40ZM48 122H49V121H48ZM84 122H85V121H83V123H84ZM106 122H109V121H106ZM147 122H148V121H147ZM147 122H146V123H147ZM156 122H157V121H156ZM169 122H170V120H169ZM169 122L167 123L168 126H169ZM179 122H180V121H179ZM212 122H213V120H212ZM212 122H211L210 124H212ZM241 122H242V121H241ZM255 122H256V121H255ZM255 122H254V123H255ZM5 123H6V122H4L3 125H5ZM19 123H21L20 120H19ZM37 123H38V122H37ZM63 123H64V122H63ZM69 123H70V122H69ZM72 123H73V122H72ZM83 123H82V124H83ZM139 123H140V122H139ZM198 123H199V122H198ZM225 123H227V122H225ZM233 123L235 124L236 122H233ZM242 123H243V126H244V125H245V126L247 125V124H244V122H242ZM254 123H253V121H252V124H254ZM21 124H22V123H21ZM57 124H58V123H57ZM64 124H65V123H64ZM74 124L77 125V122H76V123L74 122ZM88 124H89V123H88ZM91 124H92V123H91ZM98 124H99V123H98ZM112 124H113V122H112ZM120 124H121V123H120ZM175 124H177V123H175ZM183 124H184V123H183ZM183 124H182V125H183ZM199 124H200V123H199ZM202 124H203V123H202ZM227 124H228V123H227ZM227 124H225V125H227ZM229 124H231V123H229ZM236 124H239V122L236 123ZM262 124H263V123H262ZM39 125H41V124H39ZM75 125H74V126H75ZM92 125H93V124H92ZM95 125H96V124H95ZM115 125H116V124H115ZM126 125H127V127H126V132L131 131V130H133V132H134V130L137 129L138 126H139V125H138V121H134V122H133V121H129V123H127ZM157 125H158V124H157ZM179 125H180V124H179ZM187 125H188V124H187ZM200 125H201V124H200ZM204 125H205V124H204ZM240 125H241V124H240ZM240 125H239V126H240ZM250 125H251V122H250ZM259 125H261V124H259ZM259 125H258V127H260ZM0 126H2L1 123H0ZM20 126H22V125H19V128H20ZM33 126H34V125H33ZM62 126H63V124H62ZM68 126H70V125H68ZM71 126H73V125H71ZM71 126H70V127H71ZM78 126H79V125H78ZM144 126H145V125H144ZM160 126H161V125H160ZM192 126H194V125H192ZM210 126H211V125H210ZM221 126H222V125H221ZM223 126H224V125H223ZM228 126H229V125H228ZM254 126H256V125L254 124ZM3 127H4V126H3ZM3 127H2V130H3ZM34 127H35V126H34ZM37 127H39V126H37ZM58 127H59V126H58ZM64 127H65V126H64ZM98 127H99V126H98ZM182 127H183V126H182ZM182 127H181V129H182ZM229 127H230V126H229ZM231 127H232V126H231ZM231 127H230V128H231ZM252 127H253V125H252ZM258 127H257V128H258ZM262 127H263V126H262ZM262 127H261V128H262ZM23 128H24V127H23ZM50 128H51V127H50ZM71 128H72V127H71ZM88 128H89V127H88ZM102 128H103V126H102ZM107 128H108V131H109V126H108ZM118 128H119V127H118ZM140 128H141V127H140ZM142 128H143V127H142ZM156 128H157V127H156ZM158 128H159V127H158ZM176 128H178V126H177ZM176 128H175V129H176ZM191 128H192V127H191ZM194 128H195V126H194ZM210 128H212V127H210ZM215 128H216V126H215ZM215 128H213V129H215ZM223 128H224V127H223ZM238 128H239V127H238ZM241 128H242V127H241ZM257 128H256V129H257ZM261 128H260V129H261ZM39 129H41V128L39 127ZM54 129H55V128H54ZM62 129H63V128H62ZM85 129H86V128H85ZM110 129H111V128H110ZM147 129H148V128H147ZM149 129L151 130V128H149ZM181 129H180V130L178 129V130L181 132ZM195 129H196V128H195ZM232 129H233V128H232ZM260 129H259V130L257 129V130H255V131H256V132H257V131H260V132H261ZM11 130H12V129H11ZM18 130H19V129H18ZM22 130H23V129H22ZM60 130H61V127H60ZM65 130H66V129H65ZM88 130H89V129H88ZM102 130H103V129H102ZM105 130H106V129H105ZM139 130H140V129H139ZM150 130H149V132H150ZM158 130H159V129H158ZM158 130H156V131H158ZM176 130H177V129H176ZM182 130H183V129H182ZM189 130H190V128H189ZM205 130H206V129H205ZM220 130H222V128H221ZM220 130H219V131H220ZM224 130H225V128H224ZM235 130H236V129H235ZM8 131H9V130H8ZM8 131H7V132H8ZM16 131H17V130H15V132H16ZM35 131H36V130H35ZM37 131H38V129H37ZM41 131H42V129H41ZM117 131H118V130H117ZM144 131H145V130H144ZM153 131H154V130H153ZM172 131H173V130H172ZM172 131H171V132H172ZM174 131H175V130H174ZM201 131L204 132V130H201ZM208 131H209V130H208ZM211 131H213V130H211ZM244 131H245V130H244ZM247 131H250V130H247ZM247 131H246V133H247ZM263 131H264V130H263ZM263 131H262V132H263ZM1 132H2V131H1ZM5 132H6V131H5ZM7 132H6V133H7ZM18 132H19V131H18ZM18 132H17V133H18ZM20 132H21V131H20ZM54 132H57V131H54ZM54 132H53V133H54ZM59 132H60V131H59ZM81 132H82V131H81ZM104 132H105V131H104ZM104 132L102 131V134H103ZM133 132H132V133H133ZM154 132H155V131H154ZM203 132H202V133H203ZM214 132H215V131H214ZM224 132H227V131H224ZM224 132L222 131V133H224ZM250 132H251V131H250ZM250 132H249V133H250ZM260 132H259V133H260ZM6 133H5V134H6ZM9 133H11V131H10ZM29 133H30V132H29ZM43 133L45 134V132H43ZM53 133H52V135H54ZM68 133H70V132H68ZM128 133H129V132H128ZM132 133H131V134H132ZM143 133H144V132H143ZM189 133H190V132H189ZM202 133H201V134H202ZM205 133H206V132H205ZM209 133H210V132H209ZM217 133H219V132L217 131ZM238 133H239V132H238ZM0 134H1V133H0ZM18 134H19V133H18ZM21 134H23V132H22ZM32 134H35V133L32 132ZM40 134H42V132H40ZM115 134H116V132H115ZM117 134H118V133H117ZM160 134H161V133H160ZM186 134H187V133H186ZM190 134H191V133H190ZM203 134H204V133H203ZM206 134H208V133H206ZM257 134H258V133H257ZM261 134H262V133H261ZM23 135H24V134H23ZM30 135H31V134H30ZM46 135H47V133H46ZM59 135H60V134H59ZM59 135H58V136H59ZM66 135H67V134H66ZM95 135H96V134H95ZM107 135H108V134H107ZM128 135H129V134H128ZM128 135H127V136H128ZM133 135H134V133H133ZM145 135H146V134H145ZM148 135H149V134H148ZM151 135H152V134H151ZM162 135H163V134H162ZM216 135H217V134H216ZM224 135H226V134H224ZM241 135H242V134H241ZM248 135H250V134H248ZM263 135H264V134H263ZM0 136H1V135H0ZM5 136H6V135H5ZM9 136H10V135H9ZM16 136H17V135H16ZM26 136H28V135H26ZM33 136H34V135H33ZM42 136H43V135H42ZM48 136H50V135H48ZM103 136H104V135H103ZM119 136H122V135H119ZM127 136H126V137H127ZM131 136H132V135H131ZM139 136H140V135H139ZM141 136H142V135H141ZM157 136H158V135H157ZM206 136H207V135H206ZM206 136H205V137H206ZM246 136H247V134H246L244 137L247 138ZM10 137H11V136H10ZM10 137H9V139H10ZM40 137H41V136H40ZM80 137H81V136H80ZM85 137H86V136H85ZM106 137H107V136H106ZM110 137H111V135H110ZM132 137H134V136H132ZM158 137H159V136H158ZM163 137H164V136H163ZM169 137H170V136H169ZM189 137H191V136L189 135L188 138H189ZM192 137H193V136H192ZM229 137H231V136H229ZM261 137H263V136H261ZM0 138L4 140V136H3V138H2V137H0ZM13 138H14V137H13ZM15 138H16V137H15ZM19 138H20V137H18L17 139H19ZM36 138H38V137H36ZM103 138H104V137H103ZM134 138H135V137H134ZM159 138H160V137H159ZM161 138H162V136H161ZM165 138H166V136H165ZM172 138H173V136H172ZM179 138H181V137H179ZM193 138H194V137H193ZM206 138H207V137H206ZM215 138H216V137H215ZM219 138H220V137H219ZM221 138H222V137H221ZM223 138H224V137H223ZM223 138H222V139H223ZM227 138H228V136H227ZM5 139H7V138H5ZM21 139H22V138H21ZM39 139H40V138H39ZM50 139H52V138H50ZM79 139H81V138H79ZM79 139H78V140H79ZM86 139H87V138H86ZM111 139H112V137H111ZM113 139H114V138H113ZM116 139H117V138H116ZM124 139H125V138H124ZM132 139H133V138H132ZM132 139H131V142H132ZM196 139H197V138H196ZM203 139H205V138H203ZM11 140H13V139H11ZM35 140H36V139H35ZM75 140H77V139H75ZM75 140H74V141H75ZM89 140H90V139H89ZM93 140L95 141L96 139L93 138ZM101 140H102V139H101ZM122 140H123V139H122ZM141 140H142V139H141ZM174 140H175V138H174ZM177 140H178V139H177ZM183 140H184V138H183ZM206 140H207V139H206ZM219 140H220V139H219ZM224 140H225V139H224ZM227 140H228V139H227ZM227 140H226V141H227ZM243 140H244V139H243ZM24 141H25V140H24ZM49 141L51 142L52 140H49ZM60 141H61V137H60ZM64 141H65V140H64ZM64 141H61V142L64 143ZM69 141H70V140H69ZM85 141H86V140H85ZM91 141H92V140H91ZM124 141H125V140H124ZM248 141H250V140H248ZM2 142H3V141H2ZM2 142H1V143H2ZM4 142H5V140H4ZM4 142H3V143H4ZM38 142H39V141H38ZM101 142H102V141H101ZM108 142H109V141H108ZM116 142H117V141H116ZM116 142H115V143H116ZM125 142H126V141H125ZM137 142H138V141H137ZM139 142H140V141H139ZM142 142H143V140H142ZM153 142H154V141H153ZM161 142H162V141H161ZM194 142H195V141H194ZM215 142H216V141H215ZM222 142H223V140H222ZM257 142H258V141H257ZM257 142H256V143H257ZM3 143H2V144H3ZM19 143H20V142H19ZM21 143H23V142H21ZM36 143H37V142H36ZM71 143L73 144V142H70V144H71ZM81 143H82V141H81ZM87 143H88V142H87ZM122 143H123V142H122ZM126 143H129V142H126ZM146 143H147V142H146ZM151 143H152V142H151ZM174 143H176V142H174ZM207 143H208V142H207ZM213 143H214V142H213ZM216 143H218V142H216ZM225 143H226V142H225ZM254 143H255V142H254ZM38 144H40V142H39ZM45 144H47V142H46ZM65 144L68 145L67 143H65ZM72 144H71V145H72ZM78 144H79V143H78ZM187 144H188V143H187ZM198 144H200V143H198ZM227 144H228V143H227ZM258 144H259V143H258ZM13 145H14V144H13ZM22 145H24V144H22ZM35 145H36V144H35ZM50 145H51V144H50ZM62 145H63V144H62ZM73 145H74V144H73ZM73 145H72V146H73ZM112 145H113V144H112ZM129 145H130V144H129ZM138 145H139V144H138ZM148 145H149V144H148ZM159 145H160V144H159ZM163 145H164V144H163ZM171 145H172V144H171ZM189 145H190V144H189ZM225 145H226V144H225ZM230 145H231V144H230ZM256 145H257V144H256ZM54 146H55V145H54ZM86 146H87V145H86ZM86 146H84V147H86ZM88 146H89V145H88ZM90 146H91V145H90ZM97 146H100V145H97ZM107 146H108V144H107ZM115 146H116V145H115ZM140 146H142V145H140ZM173 146H174V145H172L171 147L173 148ZM179 146H180V145H179ZM190 146H191V145H190ZM69 147H71V146H69ZM105 147H106V146H105ZM133 147H135V146H133ZM162 147H163V146H162ZM167 147H168V146H167ZM183 147H184V146H183ZM200 147H201V146H200ZM202 147H203V146H202ZM224 147H225V146H224ZM254 147H255V146H254ZM9 148H10V147H9ZM60 148H61V144H60ZM71 148H73V147H71ZM81 148H82V147H81ZM91 148H92V147H91ZM106 148H107V147H106ZM144 148H145V147H144ZM144 148L141 147V148H140V151H143V150H141V149H144ZM174 148H177V146L175 145ZM198 148H199V147H198ZM208 148H210V147H208ZM229 148H232V147L230 146ZM255 148H256V147H255ZM35 149H36V148H35ZM52 149H53V148H52ZM73 149H74V148H73ZM87 149H88V148H85V150H87ZM99 149H100V147H99ZM107 149H109V148H107ZM116 149H117V148H116ZM124 149H125V148H124ZM169 149H170V148H169ZM188 149H189V148H188ZM196 149H197V148H196ZM4 150H5V149H4ZM28 150H29V149H28ZM37 150H39V149H37ZM58 150H60V149L58 148ZM74 150H75V149H74ZM74 150H73V151H74ZM76 150H77V148H76ZM80 150H81V149H80ZM100 150H101V149H100ZM109 150H110V149H109ZM111 150H112V149H111ZM164 150H165V149H164ZM180 150H181V149H180ZM183 150H184V149H183ZM213 150H214V149H213ZM215 150H216V149H215ZM215 150H214V151H215ZM253 150H254V149H253ZM12 151H13V150H12ZM30 151H31V150H30ZM40 151H41V150H40ZM44 151H45V150H44ZM55 151H56V150H55ZM65 151H66V149H65ZM78 151H79V150H78ZM176 151L178 152V150H176ZM216 151H217V150H216ZM255 151H256V150H255ZM255 151H254V152H255ZM257 151H259V150H257ZM60 152H61V151H60ZM75 152H76V151H75ZM88 152H89V151H88ZM90 152H91V151H90ZM94 152H95V151H94ZM107 152H108V151H107ZM128 152L132 154V152H130V150H129ZM186 152H187V151H186ZM190 152H192V150H191ZM190 152H189V153H190ZM197 152H198V150H197ZM199 152H200V151H199ZM210 152H211V151H210ZM210 152H209V153H210ZM18 153H19V152H18ZM24 153H25V152H24ZM38 153H39V152H38ZM45 153H46V151H45ZM71 153H72V152H71ZM73 153H74V152H73ZM84 153H85V152H84ZM84 153H82V154H84ZM91 153H93V152H91ZM102 153H104V152L102 151ZM140 153H141V152H140ZM174 153H175V151H174ZM187 153H188V152H187ZM193 153H194V152H193ZM193 153H191V154H193ZM202 153H203V152H201V154H202ZM211 153H212V152H211ZM248 153H249V152H248ZM259 153H260V151H259ZM42 154H43V153H42ZM42 154H41V155H42ZM63 154H65V153H63ZM69 154H70V153H69ZM75 154H76V153H75ZM99 154H100V152H99ZM109 154H111V153H109ZM115 154H116V153H115ZM118 154H119V152H118ZM162 154H163V153H162ZM228 154H229V153H228ZM237 154H238V153H237ZM7 155H9V154H7ZM27 155H28V154H27ZM30 155H32V154H30ZM44 155H46V154H44ZM101 155H102V154H101ZM116 155H117V154H116ZM175 155H176V154H175ZM188 155H189V154H188ZM205 155H206V154H205ZM226 155H227V154H226ZM229 155H230V154H229ZM244 155H246V153H244ZM248 155H249V154H248ZM256 155H257V154H256ZM59 156H60V155H59ZM81 156H82V155H81ZM95 156H96V155H95ZM98 156H99V155H98ZM103 156H104V155H103ZM111 156H112V155H111ZM124 156H125V155H124ZM176 156H177V155H176ZM194 156H195V155H194ZM199 156H200V155H199ZM209 156H210V155H209ZM237 156H238V155H237ZM239 156H240V155H239ZM239 156H238V157H239ZM257 156H258V155H257ZM259 156H260V155H259ZM5 157H6V156H5ZM24 157H25V155H24ZM46 157H47V156H46ZM63 157H64V155H63ZM77 157H78V156H77ZM83 157H84V155H83ZM100 157H101V156H100ZM104 157H105V156H104ZM131 157H133V156L131 155ZM170 157H171V156H170ZM185 157H187V156H185ZM188 157H189V156H188ZM188 157H187V159H189ZM234 157H236V154H235ZM247 157H248V156H247ZM253 157H254V156H253ZM260 157H261V156H260ZM17 158H18V156H13V155H11V156L9 157V160H8V161L6 160V161H4V162H6L7 165H8V167H9V165H14V164H15ZM29 158H30V157H29ZM29 158H28V159H29ZM35 158L38 159V157H35ZM47 158H48V157H47ZM78 158H79V157H78ZM105 158H106V157H105ZM173 158H174V155H173ZM175 158H178V157H175ZM182 158H183V157H182ZM182 158H181V159H182ZM195 158H196V156H195ZM195 158H194V160H195ZM201 158H203V156H202ZM207 158H208V157H207ZM242 158H243V157H242ZM248 158H249V157H248ZM255 158H256V157H255ZM255 158H254V159H255ZM26 159H27V158H26ZM28 159H27V160H28ZM97 159H98V158H97ZM112 159H113V158H112ZM125 159H126V158H125ZM125 159H124V160H125ZM132 159H133V158H132ZM132 159H131V160H132ZM145 159H146V158H145ZM165 159H166V158H165ZM179 159H180V155H179ZM192 159H193V158H192ZM203 159H204V158H203ZM210 159H211V157H210ZM212 159H213V158H212ZM249 159H250V158H249ZM251 159H252V158H251ZM260 159H261V158H260ZM50 160H51V159H50ZM73 160H74V159H73ZM108 160H109V159H108ZM139 160H140V159H139ZM173 160H174V159H173ZM182 160H183V159H182ZM224 160H225V159H224ZM235 160L237 161V158H236ZM235 160H234V161H235ZM243 160H244V159H243ZM246 160H247V159H246ZM246 160H245V161H246ZM39 161H40V160H39ZM54 161H55V160H54ZM78 161H79V160H78ZM80 161H81V160H80ZM92 161H93V160H92ZM92 161H91V162H92ZM101 161H103V160H101ZM104 161H105V160H104ZM116 161H118V160H116ZM116 161H114V163H115ZM129 161H130V160H126V162H129ZM155 161H156V160H155ZM178 161H180V160H178ZM189 161H191V159H190ZM211 161H212V160H211ZM213 161H214V160H213ZM248 161H249V160H248ZM263 161H264V160H263ZM263 161H262V162H263ZM22 162H24V160H23ZM62 162H63V161H62ZM107 162H108V161H107ZM107 162H106V163H107ZM111 162L113 163L112 160H111ZM111 162H110V163H111ZM121 162H122V161H121ZM124 162H125V161H124ZM158 162H161V161H158ZM196 162H198V161H196ZM252 162H253V161H252ZM262 162H261V163H262ZM47 163H48V162H47ZM47 163H46V164H47ZM75 163H76V162H75ZM81 163H82V161H81ZM88 163H89V162H88ZM106 163H105V165H106ZM215 163H216V162H215ZM218 163H220V162L218 161ZM222 163L224 164V162H222ZM236 163H237V162H236ZM236 163H235V165H236ZM239 163H240V162H239ZM242 163H243V161H242ZM2 164H3V163H2ZM23 164H24V163H23ZM63 164H64V162H63ZM63 164H62V165H63ZM65 164H66V163H65ZM84 164H85V163H84ZM125 164H126V163H125ZM125 164H124V165H125ZM146 164H147V163H146ZM195 164H196V163H195ZM209 164H210V163H209ZM209 164H206V165H209ZM211 164H212V163H211ZM223 164H222V165H223ZM230 164H231V163H230ZM79 165H80V164H79ZM79 165H78V166H79ZM86 165H87V164H86ZM142 165H143V164H142ZM156 165H157V164H156ZM176 165H177V164H176ZM193 165H194V164H193ZM218 165H219V164H218ZM241 165H242V164H241ZM262 165H263V164H262ZM16 166H17V165H16ZM40 166H41V165H40ZM78 166H77V167H78ZM118 166H119V165H118ZM143 166H144V165H143ZM147 166H148V167H151V166H149V165H147ZM159 166H160V165H159ZM194 166H195V165H194ZM198 166H199V165H198ZM211 166H212V165H211ZM213 166H214V162H213ZM213 166H212V167H213ZM231 166H232V165H231ZM231 166H229V167H231ZM243 166H244V165H243ZM19 167H20V166H19ZM64 167H65V166H64ZM104 167H105V166H104ZM116 167H117V165H116ZM125 167H127V165H126ZM148 167H147V168H148ZM165 167H166V165H165ZM209 167H210V166H209ZM235 167H237V166H235ZM239 167H240V166H239ZM79 168H80V167H79ZM107 168H108V167H107ZM117 168H119V167H117ZM140 168H141V167H140ZM158 168H159V167H158ZM158 168H157V169H158ZM172 168H174V167H172ZM172 168H171V169H172ZM179 168H180V166H179ZM186 168H188V167H186ZM196 168H197V167H196ZM199 168H200V166H199ZM216 168H217V167H216ZM216 168H215V169H216ZM224 168H225V167H224ZM9 169H10V168H9ZM16 169H17V168H16ZM33 169H34V167H33ZM38 169H39V168H38ZM65 169H66V168H65ZM83 169H84V168H83ZM100 169H101V168H100ZM154 169H155V168H154ZM163 169H164V167H163ZM176 169H177V168H176ZM202 169H203V168H202ZM204 169H205V168H204ZM210 169H211V168H209V170H210ZM255 169H256V168H255ZM262 169H263V168H262ZM12 170H14V168H13ZM77 170H78V169H77ZM92 170H93V169H92ZM95 170H96V169H95ZM127 170H128V169H127ZM152 170H153V169H152ZM158 170H159V169H158ZM166 170H167V169H166ZM166 170H165V172H166ZM181 170H183V169H181ZM198 170H200V169H198ZM216 170H217V169H216ZM249 170H252V169H249ZM263 170H264V169H263ZM1 171H3V170L1 169ZM18 171H19V170H18ZM32 171H33V170H32ZM70 171H71V170H70ZM78 171H80V170H78ZM78 171H76V172H78ZM84 171H85V170H84ZM102 171H103V170H102ZM140 171H142V170H140ZM140 171H139V172H140ZM163 171H164V170H163ZM185 171H186V170H185ZM12 172H13V171H12ZM12 172H11V173H12ZM21 172H23V171H21ZM36 172H37V171H35V173H36ZM64 172H65V171H64ZM94 172H95V171H94ZM98 172H99V171H98ZM155 172H156V171H155ZM168 172H170V171H168ZM174 172H175V171H174ZM177 172H178V171H177ZM199 172H200V171H199ZM204 172H205V171H204ZM206 172H207V173H210V172L207 171V169H206ZM206 172H205V173H206ZM223 172H224V171H223ZM257 172H259V170H258ZM13 173H14V172H13ZM16 173H17V172H16ZM16 173H15V174H16ZM19 173H20V172H19ZM33 173H34V172H33ZM40 173H41V171L39 172V175H40ZM116 173H117V172H116ZM116 173H115V174H116ZM211 173H212V172H211ZM214 173H215V172H214ZM232 173H233V172H232ZM253 173H255V172H253ZM24 174H25V173H24ZM37 174H38V173H37ZM42 174H43V173H42ZM85 174H86V173H85ZM92 174H93V173H92ZM122 174H124V173H122ZM135 174H136V173H135ZM135 174H133V175H135ZM165 174H166V173H165ZM170 174H171V173H170ZM195 174H196V173H195ZM216 174H217V173H216ZM226 174H227V173H226ZM9 175H10V174H9ZM33 175H34V174H33ZM44 175H45V174H44ZM94 175H96V172H95ZM142 175H143V174H142ZM161 175H162V174H161ZM166 175H168V174H166ZM166 175H165V176H166ZM192 175H193V174H192ZM201 175H202V172H201ZM203 175H205V174H203ZM257 175H258V174H257ZM257 175H256V176H257ZM36 176H37V175H36ZM36 176H35V177H36ZM49 176H50V175H49ZM55 176H56V175H55ZM96 176H97V175H96ZM115 176L119 177L120 175H119V176H118V175H115ZM136 176H137V175H136ZM157 176H159V174H158ZM182 176H183V175H182ZM188 176H189V175H188ZM194 176H195V175H194ZM230 176H231V175H230ZM230 176H229V177H230ZM258 176H259V175H258ZM22 177H24V176H22ZM127 177H129V176H127ZM130 177H131V176H130ZM139 177H140V176H139ZM139 177H137V178H139ZM142 177H143V176H142ZM159 177H160V176H159ZM159 177H158V178L156 177V178H157L158 180H159L160 178H162V177H160V178H159ZM170 177H171V176H170ZM199 177H200V176H199ZM205 177H206V176H205ZM209 177H210V176H209ZM217 177H219V176H217ZM224 177H225V176H224ZM39 178H40V177H39ZM43 178L45 179V177H43ZM65 178H66V177H65ZM102 178H103V177H102ZM124 178H125V176H124ZM134 178H135V177H134ZM140 178H141V177H140ZM153 178H154V176H153ZM174 178H176V177H174ZM177 178H178V177H177ZM197 178H198V177H197ZM203 178H204V177H203ZM211 178H212V177H211ZM222 178H223V177H222ZM225 178H226V177H225ZM227 178H228V177H227ZM253 178H254V177H253ZM255 178H256V177H255ZM18 179H19V178H18ZM20 179H21V178H20ZM20 179H19V181H20ZM22 179H23V178H22ZM22 179H21V180H22ZM29 179H30V178H29ZM54 179H55V178H54ZM95 179H96V178H95ZM98 179H99V178H98ZM104 179H105V178H104ZM117 179H118V178H117ZM130 179H131V178H130ZM132 179H133V178H132ZM183 179H186V178L183 177ZM187 179H188V178H187ZM193 179H194V178H193ZM206 179H207V178H206ZM216 179H217V178H216ZM238 179H239V178H238ZM10 180H11V179H10ZM42 180H43V179H42ZM89 180H90V179H89ZM162 180H163V179H162ZM189 180H190V179H189ZM209 180H210V179H209ZM225 180H226V179H225ZM239 180H240V179H239ZM241 180H242V179H241ZM1 181H2V180H1ZM3 181L6 182L7 180L4 179ZM13 181H14V180H13ZM19 181H18V182H19ZM35 181L37 182V180H35ZM46 181H47V180H46ZM46 181H45V182H46ZM59 181H60V180H59ZM86 181H87V180H86ZM152 181H153V180H152ZM164 181H165V180H164ZM178 181H180V180H178ZM183 181H184V180H183ZM183 181L179 183L180 188H182V189H186V191H187V190H190V188L188 187L187 183H184ZM196 181H197V180H196ZM196 181H195V183H196ZM210 181H211V180H210ZM243 181H244V180H243ZM11 182H12V181H11ZM11 182H10V183H11ZM18 182H17L16 184H18ZM24 182H25V181H24ZM48 182H49V179H48ZM53 182H54V181H53ZM57 182H58V181H57ZM120 182H121V180H120ZM148 182H149V181H148ZM153 182H155V181H153ZM153 182H152V183H153ZM156 182H157V181H156ZM158 182H159V181H158ZM191 182H192V181H191ZM199 182H200V181H199ZM252 182H253V181H252ZM0 183H2V182H0ZM6 183H8V181H7ZM19 183H20V182H19ZM21 183H22V182H21ZM26 183H27V181H26ZM33 183H34V182H33ZM94 183H95V182H94ZM138 183H139V182H138ZM149 183H150V182H149ZM210 183H211V182H210ZM3 184H4V183H3ZM11 184H12V183H11ZM24 184H25V183H24ZM34 184H35V183H34ZM71 184H72V183H71ZM142 184H143V182H142ZM158 184H159V183H158ZM162 184H163V183H162ZM191 184H192V183H191ZM251 184H252V183H251ZM7 185H8V184H7ZM13 185H14V182H13ZM43 185H44V184H43ZM59 185H60V184H59ZM74 185H75V184H74ZM80 185H81V184H80ZM85 185H86V184H85ZM89 185H90V184H89ZM89 185H88V186H89ZM91 185H92V183H91ZM95 185L97 186L98 184L96 183ZM139 185H140V184H139ZM144 185H146V184H144ZM150 185H152V184H150ZM150 185H149V186H150ZM155 185H156V184H155ZM244 185H245V184H244ZM8 186H9V185H8ZM23 186H24V185H23ZM51 186H52V185H51ZM126 186H127V185H126ZM128 186H131V185L128 184ZM133 186H134V184H133ZM168 186H169V185H168ZM208 186H209V185H208ZM208 186H207V187H208ZM238 186H239V185H238ZM238 186H237V188H239ZM257 186H258V188H259V190H260V193H259V194H261V193L264 194V177H262V176H261V178L259 177V180H258ZM4 187H5V186H4ZM20 187H21V186H20ZM48 187H49V186H48ZM64 187H65V186H64ZM93 187H94V186H93ZM143 187H145V186H143ZM153 187H154V186H153ZM199 187H200V186H199ZM204 187H205V186H204ZM245 187H246V186H245ZM8 188H9V187H8ZM8 188H7V189H8ZM21 188H22V187H21ZM21 188H19V189H21ZM49 188H50V187H49ZM54 188H55V186H54ZM61 188H62V187H61ZM71 188H72V187H71ZM76 188H77V186H76ZM124 188H125V187H124ZM138 188H139V187H138ZM140 188H141V187H140ZM168 188H169V187H168ZM177 188H178V187H177ZM211 188H212V187H211ZM214 188H215V187H214ZM250 188H251V186H250ZM141 189H142V188H141ZM226 189H227V188H226ZM226 189H223V190H226ZM8 190H9V189H8ZM8 190H6V191H8ZM17 190H18V189H17ZM22 190H23V189H22ZM26 190H27V189H26ZM29 190H30V189H29ZM33 190H34V189H33ZM52 190H54V189H52ZM82 190H83V189H82ZM111 190H112V189H111ZM127 190H128V189H127ZM144 190H145V188H144ZM178 190H179V189H178ZM12 191L14 192V190H12ZM46 191H47V190H46ZM46 191H45V192H46ZM54 191H55V190H54ZM57 191H58V190H57ZM57 191H56V192H57ZM59 191H61V190H59ZM85 191H86V190H85ZM95 191H97V190H95ZM95 191H94V192H95ZM141 191H142V190H141ZM141 191H140V192H141ZM174 191H175V190H174ZM179 191H180V190H179ZM190 191H194V189H193V190H190ZM206 191H207V190H206ZM216 191H217V190H216V188H215L214 193H215ZM218 191H219V190H218ZM234 191H235V190H234ZM254 191H255V190H254ZM29 192H30V191H29ZM29 192H28V193H29ZM34 192H35V191H34ZM38 192H40V191L38 190L37 193H38ZM94 192L92 191V193H94ZM123 192H124V191H123ZM143 192H145V191H143ZM170 192H172V191H170ZM225 192H227V191H225ZM251 192H252V191H251ZM251 192H250V193H251ZM10 193H12V192H10ZM20 193H21V190H20ZM46 193H47V194H50V193H48V191H47ZM67 193H68V192H67ZM95 193H96V192H95ZM95 193H94V194H95ZM98 193H99V192H98ZM102 193H103V192H102ZM102 193H101V194H102ZM118 193H119V190H118ZM127 193H128V192H127ZM127 193H126V194H127ZM181 193H182V192H181ZM240 193H241V192H240ZM250 193H249V194H250ZM25 194H26V193H25ZM29 194H30V193H29ZM76 194H77V193H76ZM82 194H83V193H82ZM106 194L108 195L109 193H106ZM124 194H125V193H124ZM150 194H151V193H150ZM152 194H153V193H152ZM234 194H235V193H234ZM257 194H258V192H257ZM262 194H261V195H262ZM14 195H15V193H14ZM14 195H13V197H14ZM27 195H28V194H27ZM31 195H32V194H31ZM33 195H35V193H34ZM52 195H53V194H52ZM60 195H61V194H60ZM62 195H65V194H63V192H62ZM86 195H87V194H86ZM128 195H129V194H128ZM146 195H147V194H146ZM186 195H187V194H186ZM186 195H185V196H186ZM207 195H208V194H207ZM237 195H238V194H237ZM2 196H3V195H2ZM105 196H106V195H105ZM208 196H209V195H208ZM216 196H217V195H216ZM247 196H250V195H247ZM253 196H254V195H253ZM26 197H27V196H26ZM32 197H33V196H32ZM46 197H47V196H46ZM56 197H57V196H56ZM73 197H74V196H73ZM166 197H167V196H166ZM187 197H189V196H187ZM213 197H214V196H213ZM213 197H212V198H213ZM218 197H219V195H218ZM222 197H223V196H222ZM225 197H226V196H225ZM30 198H31V197H30ZM51 198H52V197H51ZM61 198H65V196H64V197H61ZM110 198H111V197H110ZM110 198H109V199H110ZM140 198H141V197H140ZM177 198H178V197H177ZM177 198H176V200H177ZM193 198L195 199V197H193ZM215 198H216V197H215ZM226 198L229 199L228 197H226ZM226 198H225V200H226ZM28 199H29V198H28ZM31 199H34V198H31ZM52 199H54V197H53ZM80 199H81V198H80ZM101 199H102V198H101ZM107 199H108V198H107ZM109 199H108V200H109ZM147 199H148V198H147ZM162 199H164V198H162ZM26 200H27V199H26ZM29 200H30V199H29ZM55 200H56V199H54V201H55ZM61 200H62V199H61ZM63 200H64V199H63ZM76 200H77V198H76ZM76 200H75V201H76ZM85 200H86V199H85ZM90 200H91V199H90ZM105 200H106V199H105ZM105 200L103 199L104 202H105ZM137 200H138V198H137ZM137 200H136V201H137ZM174 200H175V199H174ZM176 200H175V201H176ZM191 200H192V199H191ZM191 200H189V199H187V198H185V197H180V198L177 200L178 205H176V207H177V208H189V207H191V206L193 205V203H192ZM215 200H216V199H215ZM229 200H230V199H229ZM229 200H228V203L230 202ZM234 200H235V202H236V201H238V198L236 197ZM247 200H248V199H247ZM0 201H1V200H0ZM34 201H36V200H34ZM51 201H53V200H51ZM69 201H71V200H69ZM106 201H107V200H106ZM115 201H116V200H115ZM29 202H30V201H29ZM67 202H68V201H67ZM71 202H72V201H71ZM87 202H89V201H87ZM107 202H108V201H107ZM139 202H140V201H139ZM153 202H154V201H153ZM196 202H197V201H196ZM196 202H195V203H196ZM251 202H253V201H251ZM251 202H249V203H251ZM24 203H25V202H24ZM24 203H23V204H24ZM26 203H27V201H26ZM57 203H58V202H57ZM68 203H69V202H68ZM100 203H101V202H100ZM112 203H113V202H112ZM119 203H120V200H119ZM174 203H175V202H174ZM220 203H221V202H220ZM230 203H231V202H230ZM240 203H241V202H240ZM45 204H46V203H45ZM82 204L84 205V203L82 202V200H79V201L76 203V206H77V205H82ZM104 204H105V203H104ZM106 204H107V203H106ZM114 204H115V203H114ZM129 204H130V203H129ZM137 204H138V203H137ZM175 204H176V203H175ZM252 204H253V203H252ZM26 205H27V204H26ZM28 205H29V204H28ZM28 205H27V206H28ZM30 205H31V204H30ZM33 205H34V204H33ZM51 205H52V203H51ZM53 205H55V203H53ZM53 205H52V206H53ZM70 205H71V204H70ZM108 205H111V204L109 203ZM222 205H223V204H222ZM238 205H240V204H238ZM247 205H249V204H247ZM24 206H25V205H24ZM42 206H43V204H42ZM47 206H48V204H47ZM72 206H73V205H72ZM72 206H71V207H72ZM123 206H124V205H123ZM153 206H154V205H153ZM155 206H156V205H155ZM211 206H212V205H211ZM213 206H214V204H213ZM216 206H217V205H216ZM226 206H227V205H226ZM233 206H234V204H233ZM236 206H237V205H236ZM240 206H241V205H240ZM242 206H245V205H242ZM255 206H256V205H255ZM10 207H11V206H10ZM128 207H129V206H128ZM207 207H208V204H207ZM237 207H238V206H237ZM12 208H13V207H12ZM15 208H16V207H15ZM27 208L29 209V207H27ZM32 208H33V207H32ZM43 208H44V207H43ZM59 208H60V207H59ZM59 208H58V209H59ZM119 208H120V206H119ZM121 208H122V207H121ZM140 208H141V207H140ZM161 208H162V207H161ZM174 208H175V207H174ZM214 208H215V207H214ZM232 208H233V207H232ZM240 208H241V207H240ZM243 208H244V207H243ZM23 209H24V208H23ZM44 209H45V208H44ZM51 209H52V208H51ZM53 209H54V208H53ZM137 209H138V208H137ZM154 209H155V208H154ZM163 209H164V208H163ZM225 209H226V208H225ZM45 210H46V209H45ZM49 210H50V209H49ZM60 210H61V209H60ZM108 210H109V209H108ZM120 210H121V209H120ZM150 210H151V209H150ZM184 210H185V209H184ZM187 210H188V209H187ZM1 211H2V210H1ZM24 211H25V210H24ZM24 211H23V213H24ZM28 211H29V210H28ZM55 211H56V210H55ZM118 211H119V210H118ZM191 211H192V210H191ZM6 212H7V211H6ZM13 212H14V211H13ZM30 212H31V211H30ZM111 212H112V211H111ZM141 212H142V211H141ZM187 212H188V211H187ZM212 212H213V211H212ZM218 212H219V211H218ZM218 212H217V213H218ZM234 212H236V211H234ZM158 213H159V212H158ZM213 213H214V212H213ZM7 214H8V213H7ZM27 214H28V213H27ZM35 214H37V213H35ZM43 214L46 215L45 213H43ZM89 214H90V213H89ZM230 214H231V213H230ZM230 214H229V215H230ZM9 215H12V214L9 213ZM25 215H26V214H25ZM158 215H159V214H158ZM202 215H203V214H202ZM202 215H201V216H202ZM214 215H215V213H214ZM214 215H213V216H214ZM2 216H3V215H2ZM40 216H41V215H40ZM88 216H89V215H88ZM134 216H135V215H134ZM203 216H205V215H203ZM213 216H212V217H213ZM215 216H217V215H215ZM215 216H214V217H215ZM253 216H254V215H253ZM27 217H28V216H27ZM41 217H42V216H41ZM44 217H45V216H44ZM66 217H68V216H66ZM100 217H101V216H100ZM143 217H144V215H143ZM150 217H151V216H150ZM172 217H173V216H172ZM174 217H175V216H174ZM196 217H197V216H196ZM196 217H195V218H196ZM198 217H199V216H198ZM227 217H228V216H227ZM232 217H233V216H232ZM243 217H244V216H243ZM25 218H26V217H25ZM38 218H39V217H38ZM38 218H37V219H38ZM108 218H109V217H108ZM108 218H107V219H108ZM117 218H119V217H117ZM141 218H142V217H141ZM147 218H148V217H147ZM199 218H200V217H199ZM235 218H236V217H235ZM32 219H33V218H32ZM92 219H93V218H92ZM99 219H100V218H99ZM101 219H102V218H101ZM109 219H110V218H109ZM145 219H146V218H145ZM150 219L152 220V219H154V218H150ZM175 219H176V218H175ZM175 219H174V220H175ZM183 219H184V218H183ZM190 219H191V217H190ZM205 219H207V217H206ZM209 219H210V217H209ZM4 220H5V219H4ZM33 220H35V219H33ZM41 220H42V219H40V221H41ZM45 220H46V219H45ZM58 220H59V219H58ZM66 220H67V218H66ZM75 220H76V219H75ZM77 220H78V219H77ZM94 220H95V219H94ZM116 220H117V219H116ZM234 220H235V219H234ZM234 220H233V221H234ZM52 221H53V220H52ZM52 221H50V223H52ZM85 221H87V220H85ZM88 221H89V220H88ZM152 221L154 222V220H152ZM155 221H156V220H155ZM162 221H166V220H162ZM194 221H196V220H194ZM201 221H202V220H201ZM16 222H17V221H16ZM19 222H20V220H19ZM29 222H30V221H29ZM61 222H62V221H61ZM70 222H72V221H70ZM82 222H84V221H82ZM90 222H91V219H90ZM96 222H97V221H96ZM96 222H93V223L95 224ZM105 222H106V221H104V223H105ZM110 222H111V221H110ZM139 222H140V220H139ZM142 222H143V221H142ZM159 222H160V221H159ZM209 222H210V221H209ZM0 223H1V221H0ZM6 223H9V221L6 222ZM6 223H5V224H6ZM11 223H13V222H11ZM58 223H60V222H58ZM79 223H80V222H79ZM100 223H102V222H100ZM123 223H125V222H123ZM123 223H122V224H123ZM169 223H170V222H169ZM173 223H174V222H173ZM196 223H197V222H196ZM198 223H200V222H198ZM204 223H205V221H204ZM5 224H4V225H5ZM24 224H25V223H24ZM36 224H37V223H36ZM82 224H83V223H82ZM98 224H99V222H98ZM102 224H103V223H102ZM111 224H113V223H111ZM114 224H115V222H114ZM143 224L145 225V222H143ZM241 224H242V223L240 222V225H241ZM244 224H245V223H244ZM252 224H253V223H252ZM4 225H3V226H4ZM16 225H17V224H16ZM16 225H15V226H16ZM60 225H61V224H60ZM120 225H121V224H120ZM140 225H142V223H141ZM199 225H200V224H199ZM205 225H206V224H205ZM83 226H84V225H83ZM91 226H92V224H91ZM97 226H98V225H97ZM149 226H150V225H149ZM149 226H148V227H149ZM168 226H169V225H168ZM168 226H167V227H168ZM197 226H198V225H197ZM197 226H196V227H197ZM203 226H204V225H203ZM242 226H243V225H242ZM248 226H249V225H248ZM9 227H11L10 229H12V226H9ZM21 227H22V226H21ZM81 227H82V226H81ZM87 227H88V226H86V228H87ZM98 227H101V226H98ZM123 227H125V224H124ZM136 227H137V226H136ZM143 227H144V226H143ZM145 227H146V226H145ZM176 227H177V226H176ZM179 227H180V226H179ZM206 227H207V226H206ZM251 227H252V226H250L249 228L252 229ZM14 228H15V227H14ZM75 228H76V227H75ZM112 228H113V227H112ZM146 228H147V227H146ZM150 228H151V227H150ZM162 228H163V227H162ZM209 228H210V227H209ZM209 228L207 227V229H209ZM211 228H212V227H211ZM211 228H210V229H211ZM221 228H222V227H221ZM229 228H230V227H228V228H226V229H229ZM243 228H244V226H243ZM243 228H242V229H243ZM245 228H248L247 225L245 226ZM28 229H29V228H28ZM28 229H27V231H28ZM45 229H46V228H45ZM58 229H59V228H58ZM126 229H127V227H126ZM148 229H149V228H148ZM164 229H165V228H164ZM175 229H177V228H175ZM219 229H220V228H219ZM231 229H233V227H231ZM35 230H36V229H35ZM35 230H34V231H35ZM47 230H49V228H48ZM66 230H67V229H66ZM130 230H132V228H130ZM146 230H147V229H146ZM151 230H152V229H151ZM159 230H161V229H159ZM217 230H218V229H217ZM223 230H224V229H223ZM237 230L239 231L240 229H238V227H237ZM244 230H245V229H244ZM244 230H243V231H244ZM62 231H63V230H62ZM74 231H75V230H74ZM78 231H79V230H78ZM121 231H122V230H120L119 232H121ZM142 231H143V229H142ZM148 231H149V230H148ZM154 231H155V230H154ZM206 231H207V230H206ZM238 231H237V232H238ZM18 232H19V231H18ZM18 232H17V233H18ZM21 232H22V230H21ZM47 232H48V231H47ZM56 232H59V231H56ZM75 232H76V231H75ZM79 232H80V231H79ZM88 232H89V231H88ZM123 232H124V231H123ZM123 232H122V233H123ZM133 232H136V231H133ZM162 232H163V231H162ZM181 232H182V231H181ZM203 232H204V231H203ZM218 232H219V231H218ZM226 232H227V231H226ZM22 233H23V232H22ZM24 233H25V232H24ZM54 233H55V232H54ZM67 233H68V232H67ZM67 233H66V234H67ZM90 233H91V232H90ZM128 233H129V232H127V234H128ZM190 233H191V232H190ZM52 234H53V233H52ZM68 234H69V233H68ZM83 234H84V233H83ZM93 234H94V233H93ZM112 234H113V233H112ZM123 234H124V233H123ZM136 234H137V232H136ZM138 234H139V233H138ZM150 234H151V233H150ZM161 234H162V233H161ZM176 234H177V233H176ZM178 234H179V233H178ZM214 234H215V233H214ZM235 234H236V233H235ZM237 234H238V233H237ZM241 234H242V233H241ZM252 234H253V233H252ZM26 235H27V234H26ZM33 235H34V234H33ZM44 235H45V234H44ZM49 235H50V234H49ZM124 235H126V233H125ZM131 235L134 236V234H131ZM148 235H149V234H148ZM205 235H206V234H205ZM47 236H48V235H47ZM87 236H88V235H87ZM138 236H139V235H138ZM154 236H155V235H154ZM169 236L171 237V235H169ZM226 236H227V235H226ZM15 237H16V236H15ZM15 237L12 236V238H14V239H15ZM28 237H30V235H29ZM32 237H36V236H32ZM38 237H39V236H37V238H38ZM44 237H45V236H44ZM61 237H62V236H61ZM63 237H64V236H63ZM129 237H130V236L128 235V238H129ZM146 237H147V236H146ZM146 237H145V238H146ZM149 237H150V235H149ZM185 237H186V236H185ZM198 237H199V236H198ZM255 237H256V236H255ZM255 237H254V238H255ZM263 237H264V236H263ZM78 238H80V237H78ZM130 238H131V237H130ZM162 238H163V237H162ZM162 238H161V239H162ZM167 238H168V236H167ZM187 238H188V237H187ZM190 238H191V237H190ZM207 238H208V237H207ZM221 238H222V237H221ZM252 238H253V237H252ZM30 239H32V238H30ZM30 239H29V238L27 239L26 236H19V235H18V236L16 237V240L19 241V242H21V243H24V242H26L27 240H30ZM41 239H42V238H41ZM58 239H59V238H58ZM61 239H62V238H61ZM137 239H138V238H137ZM146 239H147V238H146ZM146 239H145V240H146ZM149 239H150V238H149ZM171 239H172V238H171ZM182 239H183V238H182ZM216 239H218V238H216ZM228 239H229V237H228ZM32 240H33V239H32ZM72 240H73V239H72ZM98 240H99V239H98ZM119 240H120V239H119ZM129 240H130V239H129ZM138 240H139V239H138ZM187 240H188V239H187ZM221 240H222V239H221ZM33 241H34V240H33ZM59 241H61V240H59ZM69 241H70V240H69ZM77 241H78V240H77ZM134 241L136 242V240H134ZM134 241H132V242H134ZM148 241H149V240H148ZM150 241H152V240H150ZM192 241H193V240H192ZM214 241H215V240H214ZM227 241H228V240H227ZM238 241H239V239H238ZM255 241H257V240H255ZM260 241H261V240H260ZM46 242H47V241H46ZM103 242H104V241H103ZM103 242L100 243V241H99L100 244H102ZM143 242H144V240H143ZM153 242H154V241H153ZM160 242H161V241H160ZM11 243H12V239H8V238H6V235H5V238H4V237L1 238V240H0V264H9V261H8V263H7V258H8V256H9V254L13 251V248L11 247ZM21 243H20V244H21ZM32 243H33V242H32ZM50 243H51V242H50ZM54 243H55V242H54ZM61 243H62V242H61ZM99 243H98V245H99ZM145 243H146V242H145ZM172 243H173V242H172ZM172 243H170V244H172ZM198 243H199V242H198ZM212 243H213V242H212ZM224 243H225V241H224ZM231 243H232V242H231ZM237 243H238V242H237ZM13 244H14V243H13ZM51 244H52V243H51ZM56 244H58V242H57ZM69 244H70V243H69ZM78 244H79V243H78ZM94 244H95V243H94ZM133 244H135V243H133ZM138 244H139V243H138ZM160 244H161V243H160ZM164 244H166V243H164ZM164 244H163V245H164ZM170 244L167 243V245H169V247H170ZM185 244H186V242H185ZM201 244H202V243H201ZM203 244H204V243H203ZM210 244H211V243H210ZM213 244H214V243H213ZM219 244L221 245V243H219ZM219 244H218V245H219ZM238 244H239V243H238ZM241 244H242V243H241ZM52 245H53V244H52ZM58 245H59V244H58ZM103 245H105V244H103ZM106 245H108V244H106ZM106 245H105V246H106ZM150 245H151V244H150ZM163 245H162V246H163ZM199 245H200V244H199ZM228 245H230V244H228ZM239 245H240V244H239ZM261 245H263V244H261ZM261 245H260V246H261ZM15 246H16V244H15ZM33 246H34V245H33ZM37 246H38V244H37ZM37 246H36V248H37ZM83 246H84V245H83ZM92 246H97V245H92ZM174 246H175V245H174ZM225 246H226V245H225ZM240 246H241V245H240ZM49 247H50V246H49ZM53 247H54V246H53ZM57 247H58V246H57ZM81 247H82V246H81ZM90 247H91V246H90ZM109 247H110V246H109ZM111 247L114 248L113 246H111ZM111 247H110V248H111ZM134 247H135V245H134ZM138 247H139V246H138ZM156 247H157V246H156ZM208 247H210V246H208ZM211 247H212V246H211ZM215 247H216V245H215ZM227 247H228V246H227ZM238 247H239V246H238ZM250 247H251V246H250ZM14 248H15V247H14ZM18 248H21V247H18ZM51 248H52V247H51ZM105 248H106V247H105ZM136 248H137V247H136ZM136 248H135V249H136ZM139 248H140V247H139ZM139 248H137V249H139ZM161 248H162V247H161ZM161 248H160V249H161ZM163 248H165V247H163ZM172 248L174 249V247H172ZM195 248H196V247H195ZM216 248H217V247H216ZM225 248H226V247H225ZM243 248H244V246H243ZM258 248H259V247H258ZM28 249H29V248H28ZM30 249H32V248L30 247ZM39 249H41V248H39ZM106 249H107V248H106ZM116 249H117V248H116ZM168 249H170V248H168ZM173 249H172V250H173ZM177 249H179V248H177ZM184 249H185V248H184ZM218 249H219V248H218ZM244 249H245V248H244ZM15 250H16V249H15ZM63 250H64V249H63ZM73 250H74V249H73ZM117 250H119V249H117ZM139 250H140V249H139ZM142 250H143V249H142ZM142 250H140V251H142ZM154 250H155V249H154ZM157 250H158V248H157ZM163 250H164V249H163ZM170 250H171V249H170ZM174 250H176V249H174ZM190 250H191V249H190ZM192 250H193V249H192ZM192 250H191V251H192ZM203 250H204V249H203ZM220 250H222V249H220ZM246 250H247V249H246ZM254 250H255V249H254ZM261 250H263V249H261ZM38 251H41V250H38ZM38 251H37V252H38ZM56 251H57V250H56ZM67 251H68V250H67ZM70 251H71V250H70ZM88 251H89V250H88ZM98 251H99V250H98ZM119 251H120V250H119ZM121 251H122V250H121ZM136 251H137V250H135V252H136ZM180 251H181V250H180ZM185 251H186V249H185ZM185 251H184V252H185ZM194 251H195V250H194ZM194 251H192V252H194ZM244 251H245V250H244ZM50 252H51V250H50ZM54 252H55V251H54ZM92 252H93V251H92ZM92 252H90V253H92ZM101 252H102V250H101ZM106 252H107V251H106ZM115 252H117V251H115ZM122 252H123V251H122ZM125 252H127V251H125ZM125 252H124V253H125ZM137 252H138V251H137ZM173 252H174V251H173ZM188 252H189V250H188ZM197 252H198V251H197ZM12 253H13V252H12ZM38 253H39V252H38ZM60 253H61V252H60ZM112 253H113V252H112ZM119 253H120V252H119ZM119 253H118V254H119ZM155 253H156V252H155ZM163 253H164V252H163ZM177 253H178V252H177ZM237 253H238V252H237ZM255 253H256V252H255ZM262 253H263V252H262ZM43 254H44V253H43ZM95 254H96V253H95ZM127 254H128V253H127ZM133 254H134V253H133ZM148 254H149V253H148ZM184 254H185L186 256L188 255V253H184ZM184 254H183V255H184ZM199 254H200V253H199ZM222 254H223V252H222ZM232 254H233V253H232ZM234 254H235V253H234ZM52 255H53V254H52ZM58 255H59V254H58ZM58 255H57V256H58ZM135 255H136V254H135ZM137 255H138V254H137ZM139 255H141V253H140ZM166 255H167V254H166ZM166 255H165V256H166ZM253 255H254V254H253ZM35 256H36V255H35ZM41 256H42V255H41ZM64 256H65V255H64ZM71 256H72V255H71ZM124 256H125V255H124ZM143 256L145 257V255H143ZM169 256H170V255H169ZM186 256H185V258H186ZM192 256H193V255H192ZM79 257H81V256H79ZM90 257H91V256H90ZM121 257H122V256H121ZM129 257H130V256H129ZM166 257H167V256H166ZM212 257H213V256H212ZM14 258H15V257H14ZM17 258H18V257H17ZM43 258H44V257H43ZM56 258H57V257H56ZM62 258H63V257H62ZM93 258H94V257H93ZM127 258H128V257H127ZM133 258H134V257H133ZM148 258H150V256H148ZM191 258H192V257H191ZM191 258L189 257V259H191ZM201 258H202V257H201ZM215 258H216V257H215ZM220 258H221V257H220ZM259 258H261V257H259ZM45 259H47V258L45 257ZM58 259H60V258H58ZM58 259H57V260H58ZM66 259H67V258H66ZM79 259H80V258H79ZM97 259H98V258H97ZM99 259H101L100 256H99ZM112 259H113V258H112ZM114 259H115V258H114ZM158 259H159V258H158ZM182 259L184 260V258H182ZM240 259H241V258H240ZM245 259H246V258H245ZM251 259H252V258L250 257V260H251ZM21 260H23V259H21ZM64 260H65V259H64ZM80 260H81V259H80ZM92 260L94 261V259H92ZM95 260H96V259H95ZM105 260H106V259H105ZM118 260H119V259H118ZM169 260H171V259L169 258ZM218 260H219V259H218ZM236 260H237V259H236ZM261 260H262V259H261ZM25 261H26V260H25ZM31 261H32V260H31ZM45 261H46V260H45ZM51 261H52V259H51ZM53 261H54V260H53ZM82 261H83V260H82ZM101 261H103V260H101ZM112 261L114 262V260H112ZM144 261H145V260H144ZM147 261H148V260H147ZM153 261H155V259H154ZM192 261H193V260H192ZM222 261H223V260H222ZM262 261H263V260H262ZM262 261H261V262H262ZM16 262H17V261H16ZM18 262H19V261H18ZM23 262H24V261H23ZM37 262H39V261H37ZM69 262H70V261H69ZM97 262H98V261H97ZM128 262H129V261H128ZM227 262H228V259H227ZM252 262H253V261H252ZM25 263H26V262H25ZM29 263H30V262H29ZM49 263H51V262L49 261ZM54 263H55V262H54ZM56 263H57V262H56ZM90 263H92V262H90ZM93 263H94V262H93ZM98 263H99V262H98ZM103 263H107V262H104V261H103L102 264H103ZM118 263H119V262H118ZM130 263H132V262H130ZM133 263H134V262H133ZM135 263L137 264V262H135ZM146 263H147V262H146ZM189 263H190V262H189ZM189 263H188V264H189ZM210 263H211V262H210ZM45 264H46V262H45ZM47 264H48V263H47ZM81 264H82V263H81ZM99 264H100V263H99ZM128 264H129V263H128ZM163 264H164V263H163ZM193 264H194V263H193ZM218 264H219V262H218ZM230 264H231V263H230ZM250 264H251V263H250ZM255 264H256V263H255Z\"/></svg>", "mask_w": 264, "mask_h": 264}, {"label": "snow or ice", "instance_id": "6c2138e0", "mask_svg": "<svg viewBox=\"0 0 264 264\" xmlns=\"http://www.w3.org/2000/svg\"><path fill=\"white\" fill-rule=\"evenodd\" d=\"M101 22H102V19H101ZM227 43H228V44H232L233 41H232L231 39H229V40L227 41ZM220 55H221V53H220L219 51H217V52L215 53V57H219ZM117 63H119V61H117ZM13 67H15V65H13ZM33 94H34V93H33ZM0 107L8 108L9 105H8V104H0ZM259 154L261 155V157H264V148L261 149V151H260ZM129 155H131V153H129ZM193 203H195V202H193Z\"/></svg>", "mask_w": 264, "mask_h": 264}]
</instances>
